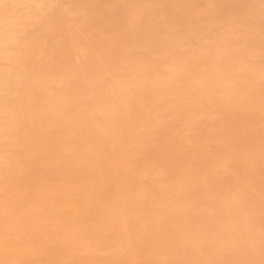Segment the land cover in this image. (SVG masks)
Returning <instances> with one entry per match:
<instances>
[{"label":"rangeland","instance_id":"rangeland-1","mask_svg":"<svg viewBox=\"0 0 264 264\" xmlns=\"http://www.w3.org/2000/svg\"><path fill=\"white\" fill-rule=\"evenodd\" d=\"M2 1L3 2L5 1V2L3 3ZM2 1H1V3H3L2 5L9 6L11 4L9 6L10 9L14 8L12 7L11 0H9L10 2L9 1L7 2V0H2ZM27 1L28 0H25L21 3V5L20 4L18 5L20 8V6L22 5L24 6V2L27 4L26 8L25 6L24 7L22 6L20 10L17 9L18 8L17 7L16 10H18L19 12L16 10L11 11L8 7L7 8L5 6L2 7L1 5V10H0L1 14H4L7 12V15L12 17L11 14L14 13L13 14L14 16L15 12L18 13V17L16 14L15 15L16 18L14 16L13 21L11 20L13 19L11 17H10V20L8 19L9 21L8 24L10 26L7 25L6 26L7 28L6 27H5L6 29L4 28L5 35L8 33L9 35L14 37L15 32H16L15 36H18V37L16 38L14 37L15 38L14 40H17V39L18 40L14 41L12 37L11 40H13L14 42L10 41L12 43V44L10 43L11 45L7 43V46H4L6 44L4 45L2 44V46H0V50L3 48L6 49V47L8 48L10 47V49H14V51L17 49L15 52L13 50L11 51L15 54L17 53V57H16L17 60L15 61L16 58L15 59L14 57L12 58V56L14 55L11 56V59H14V62L11 61V59L7 57L5 59L3 58L4 59L3 61L0 57V61H1L0 67L2 64H4L2 65L3 68L8 66L9 69L11 70L10 67H12L14 64L15 65L14 67L15 68L17 67L18 71L21 70L20 72H23V71L26 72L27 74L18 73V75H20L19 78L20 77H22L21 79L24 78V81L17 80L19 82L22 81L21 85H19L20 84L19 83L18 86L20 88L22 86H23L22 88L24 87L26 89L30 88L29 90L28 89L27 90L29 92L32 91L31 93L28 94L27 93L28 91L25 88L23 89V91H21L22 89L18 88L16 86L17 84L16 85L13 84L14 86H11L12 88L14 87L13 89L17 91L19 89L21 91V94L27 91L26 92L27 95L24 96V99H22V102L20 101L22 104L17 100L19 103V104L17 103V105L21 104V107H19L20 111L18 110V107H17L18 112L15 111L16 110L15 104L17 101H13L15 102V104L13 102L11 103L12 100L8 96L13 94L12 95L13 98L16 95H18V97L20 98L21 94H19L18 92L17 94L15 93L11 94L12 91L14 92L13 89L11 92L6 91L7 93L10 94V95L9 94L7 95L8 98L6 97V99H10V101L8 100L7 103L10 102L9 105L12 104L14 106V108H12L13 106L11 105L12 107L10 106L9 108L14 109L16 114L13 112L12 115L10 114H9L10 116L8 115V118L10 119L12 118L11 120L6 119V118L4 120H9L7 122H10V123H12V120H14L16 121L15 122L16 124L13 121L12 123L13 126L9 123L12 128L7 127L6 129V126L5 127L3 126L1 127V129L5 128L7 130L6 131L2 129V131L4 132L6 131L5 133H8L7 134L8 136L4 138L6 140V139L12 138L9 136H12L13 135L12 133H14V131L11 132L9 129L12 130L14 127V128H19L22 131H25L26 130L25 125H27V130H28L31 127V125L30 127H28L29 124L31 123L34 126V129L37 131L35 132L34 129L32 131L31 130L33 128L32 126L30 129L31 133L30 131H27V132L25 131L27 133L26 134L27 138H29L30 136H34V138H37L39 137L38 135L42 136L44 132L46 131V134H44V136L45 135L48 136L49 134V137L51 139L53 135L58 138L57 134H59V140L61 136V139L63 138L66 141V144H64L65 141L64 143L58 141L59 145H61L62 147H59V149L56 152L55 150H53L54 148L53 146L57 147L56 146L57 142L55 143V141L54 142L52 141L55 144L52 146L53 148L51 147L50 150L48 149V152L50 151V153L46 154L43 152L44 155H48L50 157H52L51 154L57 153L59 156L58 158L61 160L60 162L58 161L59 159L56 158L58 159L57 160L58 165L59 163L61 165L62 160H63V164H62L63 166L59 168V171L58 170L55 171L57 167L56 168L53 167L54 172H56V174H58L59 176L54 174L56 175L55 177H57L55 178L54 175L52 174L54 173L53 171H51L50 173L52 174L51 175L52 177H46V176H50V174L46 176L42 174L45 177L43 176L38 177L39 181L42 179L41 180L42 182L40 181L42 184H40L39 182V185L40 186L42 185L41 188L38 184L37 185L39 186V188H37L36 184L33 185L34 181L29 182V183H22L23 185L27 184V186L30 183L32 184L28 187L26 186L27 188L26 187L24 188V186H21L22 185L21 183H20V186H18L19 184L17 185V183L15 185V182H13L12 184L14 186L11 187L12 179L11 177L8 178L10 176L9 174L10 171L8 170H10V167L13 165V164H9L11 163L9 159L11 158L10 156L12 154L15 155L12 152L14 151L12 150V148L15 149V147H18L19 145L17 146L11 145L10 147L9 144H11L10 143L12 141L11 139H10L11 141L7 140L8 143H6L7 141L5 142V140L4 141L0 140L4 142V143H1V145L2 144L4 145L2 149L0 145V150H3V151L6 150L4 152H8L9 150V154L11 152L10 155L7 153V154H2L1 156L0 154V161H2L3 163L1 164L0 162V220H1L0 221V234H3V232L6 234L7 232L9 233H11V231L13 232L11 233L12 235H10L11 238L9 237V241L7 240L8 242L5 241V238L6 237L8 238L9 235L6 236L5 238H3V236L1 238L0 236V240L2 241L4 240V243H5L3 244L2 242V244H0V264H62L63 261H64V264L66 262H67L66 264H69V263L71 264L72 262L74 264H95L96 262H97L96 264H183V263L188 264V262L190 263V260H191V264H193L195 260L197 262H195L194 264L196 263L198 264V260L200 258H201L200 262H202V260H205V259L208 260L210 256L212 257V261L214 264H219L218 262H216L217 258H219V262L221 264L223 263L220 261L221 259H223L222 261L225 262L223 264H232L235 259H238L237 255H240L238 259L240 263L239 261L237 263V260H235L234 264H256V263L264 264V255H263L264 254V78H262L264 77L263 76L264 75V70H263L264 68V62H263L264 61V0H132V1L131 0H77V1L76 0H40L39 1L38 0V2H36L37 4L39 3L38 6L36 3L34 4V0H30V5L33 8H31V6L29 7V3H27ZM85 2L86 4L84 5ZM31 3L34 5H32ZM3 8L4 10L2 11ZM129 8H133V9H129ZM62 9L63 10L65 9V11L72 10L73 12L71 11L72 14L71 12L65 13ZM76 10H78V12H75ZM10 11L11 13H9ZM60 11H62L63 14H67V15L69 14L68 16L69 17L71 16V17L69 18L67 16L66 18V16H62L63 14H61L62 12L59 13ZM129 13L130 15H132L133 13L136 17L130 16ZM25 15H29V16H25ZM54 15H60V16L56 17ZM21 16L23 17L21 18ZM61 16L63 17V19L65 17V19H69V20L66 21L65 23V19H64V22L62 23V25L59 26V24H61V21H63L61 20L62 18ZM51 17L53 18L55 17L54 19H57L59 17V19H57V23L55 22L56 20L52 21ZM80 20H83V22L85 23V24L84 23L82 24L81 22L83 26L84 25H87V26H85L84 28L79 27L81 26ZM10 21L12 23H10ZM23 21L24 22L26 21L25 22L26 24H24ZM98 21L100 23H98ZM68 22L69 24H67ZM73 23L79 24L77 31H75L76 30L75 27L78 24H76L75 26H72L74 25ZM25 27H26V30H25ZM49 27L50 28L53 27V28L49 29ZM12 28H13L14 34L11 30ZM63 28H66V29H63ZM53 29L54 30L56 29L57 31L56 30L54 31ZM7 30L10 31L11 33L7 32ZM46 30L47 32H49L50 30V32L53 33V35H51V33H48L47 35H43L47 33ZM19 31L21 33H19ZM76 32H77V36L75 37L74 35H76ZM63 33H68L71 35L72 33L73 34L75 33L74 35H72L74 36L72 38H76V40L78 39V35H79V39H78L79 42H77L75 39H72V38H71L72 42H70V39H68L70 38L68 37L69 35L64 37L65 35ZM81 34H82V37H81ZM39 35H41V37ZM42 35L44 37L46 36L44 40H43ZM97 35L99 36L101 35V37ZM36 36H37V39L39 40V41L37 40L38 43L36 45L43 46L44 48H46L44 49L45 51L43 50L45 53H41L42 48L39 50L41 54H39L38 51L36 54L34 53L36 50L40 48L38 47L37 49L36 48L37 46H34L36 43L35 42ZM48 37L51 39L48 40ZM29 38L31 39L34 38L33 40L34 44L32 43L33 44L32 46L31 44L29 45L31 41V39ZM97 38L99 39V42H97L98 41ZM59 39L61 43L59 42ZM169 39L171 40L170 42H169ZM26 41L27 42L29 41L28 44L26 43ZM175 41H177V43ZM211 41L214 42L215 47L218 46L216 48L218 51L219 50L223 51L221 53L219 52L218 56L216 55L217 50L213 53L214 55L210 53L211 57L207 56V54L206 55L204 54V52L208 53L209 51L207 50V48L213 45ZM45 42H46V45H45ZM58 42L59 44H57ZM75 42L77 43L75 44ZM14 43L18 45H15ZM63 43L65 44V46H63ZM169 43L171 46L168 45ZM55 44L57 47L56 46L54 47ZM74 44L78 48L75 47L76 49L73 50L72 47ZM162 44L164 45L162 46ZM60 45L63 47L61 48V50L59 49L61 47ZM66 45H68L67 46V48L69 47L68 49H72V52L70 50L69 52L71 54L73 53L74 58L75 57L79 58L78 60L77 58L73 60V57L71 58L68 57L70 53L67 52V50H65L67 49L65 48ZM69 45H71L72 47ZM179 45L182 47L179 48L180 47ZM52 46L53 48L51 49ZM166 48L171 49L169 51H171V53L172 52L174 53L172 54L169 53V51H167L168 49ZM54 49L56 50L55 52L52 51ZM77 49L80 52H82L83 50L84 51L82 53H79V51L77 52ZM163 50H164V53H163L164 55L162 54ZM178 50L180 53L177 52L176 54L175 52ZM24 51H25V55H24ZM62 51L64 52L66 51V54L68 53V56L66 54H63V55H65L66 58H68V60L72 59L71 60L72 63L71 61L67 63L68 60L60 53ZM85 51H87L88 53ZM28 53L31 55H29ZM59 53L62 55V57L65 58L66 62H63L64 58L62 61V58L60 57L61 55H59ZM192 53H193V57L195 55L194 58H196V56L199 55L200 59L199 57H197L196 60L193 59V61L188 60L189 62H186L187 60L185 61L184 59H186V57L189 59L190 58L189 55H191V58H193ZM32 54L33 55L35 54L36 56H33ZM51 54L52 55L54 54L53 61L51 59L52 57H50ZM173 54L175 56H177L178 54L180 55L177 56L178 58L177 57L175 58L174 56L173 57L174 61H173L172 60ZM165 55L166 57H170V58L169 59L166 58ZM47 56H49L51 60ZM162 56H164L165 58L163 59ZM206 56L207 58H205ZM212 56L213 57L217 56V57L212 58ZM9 57H10V54H9ZM18 57L19 58L21 57L20 58L21 62L20 60H18ZM26 57L31 58L29 59L30 61L33 60L31 62L32 64L29 63V61L28 62L26 61L27 60ZM218 58H222V60L221 59L219 60ZM223 58L226 59L227 64L225 63L224 61L225 59ZM227 58L229 60H227ZM22 60L25 61V63ZM46 60H48V62L51 61V64L46 62ZM17 61H19L20 64L23 63L21 64L22 67L20 64H18ZM73 61H75L74 64H73ZM90 61L92 62L94 61V62L92 63ZM146 61L151 64H153L152 62L155 61L156 63L154 62L155 64H153V66L158 64L157 66L154 67L156 71L153 70V68L151 67V64H146L147 63ZM179 61L180 62L185 61L186 65L190 62L191 63L188 66H185L184 65L185 62H183L182 64ZM206 61H208V63H206ZM45 62L48 63V64H45V65H48L47 67L45 65H42V63L44 64ZM69 63L72 64V72L76 70V73L75 72L72 73L71 71L69 72L71 73L70 75H73V76L68 75V73H65L64 71V67H65V70L67 71L71 70V69H68V68H71L69 67V65H71ZM88 63L91 64V66ZM160 63L162 64L163 67L159 65ZM172 63L175 66H173ZM177 63L178 64L180 63L181 64L180 67L182 68L178 67L177 65V67L179 68L178 69L176 67ZM25 64L27 65V67L24 66ZM92 64L93 65L95 64L94 65L95 67H92ZM196 64L200 67V69L197 68L198 66ZM213 64L215 66H217L218 64L221 68L219 66H217L219 69H217V67L214 68L215 66ZM9 65H12V66H9ZM41 65H42V69H43V66L44 68L46 67V69H49L48 67H53V66L55 67V70L57 68L58 70L63 69L62 71L59 70L62 73H60L59 71L58 72L56 71L57 74L63 75L61 76L63 78L66 74L67 76H70L67 78L68 80H65V81H63V78H62V82L66 83L67 81L72 87L71 88L70 86H67L68 91L64 92V93L68 92L66 94L67 97H64L63 96L64 93L61 94L62 93L61 91H64L66 89L64 85H67L68 83L64 85L62 83L60 85L59 83L61 82L58 81V83L57 82L55 83L59 85H56L55 83L50 85V90L52 91V89H54L53 90L54 93L55 92L57 93V94L55 93L56 95L54 93L50 94L51 98L54 97L52 98L53 101L54 99L57 101V99L59 100V98L63 97L69 100L68 103L70 101H72L73 103L72 104L70 102L69 108L71 109L69 110L71 111L67 109L68 113L71 112V115H69L70 113L68 114L66 112L67 113L66 115L68 116H65V118H69V121L65 119L63 120L65 123L62 122L64 125L58 124V126L63 125V127L57 126L56 129L53 127L55 131L53 130L50 131L51 126H53L50 124L54 122L51 118L43 117L42 121H40L41 122L40 124L37 121L36 116L33 119V116L37 114L35 112L38 110V108H36L37 105L34 100V96H32V94L34 93V90L32 89V83H30L29 81H31L30 80L31 76L33 77L34 75V77H36L37 72L39 73L40 71L41 72H44V70L46 71V69H43V70L40 69ZM143 65L145 68L144 67L142 68ZM146 65H149V66H146ZM184 66L185 68L188 67V69L185 70ZM14 67H12V69ZM54 67L53 69L50 68L51 70H53L50 72L55 73ZM60 67H62V69ZM78 67L79 69H82V70L80 71L78 69L77 71ZM146 67H149L150 69L148 70V68L146 69ZM169 67L171 68V70ZM20 68H22L23 70ZM36 68H38L37 71H36ZM90 68L94 69V71L91 70ZM196 68L198 70H196ZM229 68L232 70L230 71ZM253 68H254V71H253ZM83 69H84V72H83ZM174 69H178L177 72ZM180 69H182V71ZM5 70H2V71H5ZM85 70H88V72L90 71L91 72L93 71V72L91 74V72L88 73V72H85ZM169 70L171 71V73L175 71L176 74L174 73L172 74H174L176 78L174 77V75L171 77L170 72H168ZM190 70L192 71V73ZM152 71H155V74ZM15 72H17V70ZM79 72L80 73L82 72L81 74L83 76H81V74H77ZM167 72L169 73V77L171 78L172 81L171 80L169 81L168 80L169 77L167 79L166 75H164V73H167ZM178 72L180 73L177 74ZM185 72L187 73L185 74ZM252 72H255V74L254 73L251 74ZM28 73L30 74L28 75ZM84 73H86V75ZM157 73L158 74L160 73L159 75L160 78L158 77ZM145 74H146V77H144ZM189 74H191V76ZM213 74L214 76H212ZM247 74L249 75L247 76ZM102 75H103V79L104 78L106 79V80L104 79L103 82L101 81L103 80ZM110 75L114 81L111 79ZM201 75L202 77L204 76L203 78L204 80L208 82V85L212 81L211 79L214 80V82L212 81L213 83L211 82L209 85L211 88H207L208 85L206 81H204L206 82L204 83L205 85L200 84L201 82L203 83V81H201V78L198 77ZM225 75L227 76L225 77ZM122 76L124 79H122ZM163 76L166 78H164ZM57 77L59 78L60 75H58ZM71 77L73 81L70 79ZM189 77H193L194 81L192 80L193 78L190 79ZM33 78H31L32 82L34 80ZM114 78L117 80H115ZM244 78L246 81L243 80ZM69 79L71 81H69ZM154 79H160L158 81L155 80L156 83L161 82V84H164L165 83L164 81L166 80H168L166 84H168L169 82H172V83H169L168 85L164 84L162 85L163 87L160 84H158L157 85L158 87L157 86L155 88L153 87L154 89L153 91L151 87L153 86V84L151 81L154 82ZM195 79L198 81V83ZM251 79L253 80L252 82H251ZM26 80H29V81H26ZM58 80H61V79L59 78ZM106 81H107V85L106 83H104ZM108 81L113 82L114 85L110 86L109 85L110 82L108 83ZM115 81L117 84L114 83ZM118 81H121L122 83L123 81L126 82L125 85L126 86L128 85L127 86L128 89L125 88L124 84H123L124 88L123 87L121 88L120 87L121 82L119 83V86L117 88L116 86L118 85ZM234 81L236 84L234 83ZM173 82H177V83H173ZM184 82L186 83L187 86L185 85ZM244 82H247L248 84ZM262 82H263V85H262ZM29 83H30V86H29ZM142 83L146 84L145 85L146 87H143V89L146 88V90L144 89L143 91L145 92V94L144 93L142 94V91H140L141 94H139V91H138L142 88L141 86ZM250 83L252 85L254 84L255 86L254 85L250 86ZM171 84L174 85V87ZM212 84L214 85V87ZM139 85L141 86V88H139ZM248 85H249V88H246ZM135 86L139 88L137 89L138 93L137 92L134 93L136 91L135 90L136 88L134 89ZM164 86L166 87L167 91L164 88ZM226 86L227 87L232 86L231 87L232 89H227ZM74 87L77 89H75ZM212 87L214 89H212ZM255 87H257L258 89L257 88L255 89ZM10 88L8 87L7 89L11 90ZM102 88L103 89L105 88V89L103 90ZM199 88H201V91ZM251 88L255 89V90L253 89L254 92ZM113 89H116V90L118 89L119 93L122 91L124 93L122 96L121 94L120 96H117L118 94L116 95L115 93L116 90L114 91ZM157 89L160 91L161 90L163 91H161L160 93V91L157 92ZM208 89H210V92H208L209 93L208 99L206 98L208 93H206V97H204L203 95L204 100L202 99L203 98L202 96L200 99H196L198 97L197 95H200V94L202 95V93L204 94V91L207 92ZM228 90L231 91L230 93H228V95L229 96L232 95L233 99L225 95L227 93L225 91H228ZM235 90L238 92H236ZM93 91L95 93L96 91H99L100 94H104L105 96L102 95L100 97L98 93L95 94ZM197 91L199 93H197ZM6 92H4L5 94L3 93L4 98H5ZM195 92L197 93L196 95H195ZM128 93H131V98L133 99H130V97L129 98L124 97ZM221 93L224 96L221 95ZM93 94L96 96H94ZM133 94L135 95L133 96ZM213 94H214V97H213ZM23 95L24 94H22V96ZM27 96H30V98L34 102L32 103L31 99L28 102L27 98L29 97ZM180 96H182L183 99H181L182 97ZM186 96L187 97L189 96V97L187 98ZM193 96L195 97L192 98ZM209 96L211 98H209ZM90 97L92 99L93 97L97 99L96 100L97 103L95 104V106L93 102L95 99H93L92 101L93 103H92L91 101L88 100V98L90 99ZM103 98L105 100H103ZM107 99H110L111 102L110 100H107ZM115 99H118V100L115 101ZM192 99L195 100L194 102H196L197 105L196 103L192 102ZM210 99L212 101H210ZM216 99L218 100L216 101ZM229 99H231L232 101ZM253 99L254 101L255 100L256 101L254 102ZM78 100H79L80 105L82 103L81 106L77 105ZM81 100H84V102L83 101L81 102ZM121 100L124 101V103H122L124 106L128 105L129 103L130 105L127 106V108H130V109L126 110V107L124 108V106L121 105L120 103ZM184 100L187 102L189 101L188 103L189 105L187 104V102L184 104ZM258 100L260 101L259 104L257 103ZM98 101H100L102 106ZM103 101L107 103L109 102L108 103L109 105L108 104L106 105ZM24 102L27 104V106L25 107H23L25 104ZM90 102L91 104H93V106L92 105L90 106H92L93 108H97L99 110V111L96 110L97 112L99 113L100 111L102 112L100 115L98 113L97 117L95 114L96 113L95 109L92 110V108L88 107ZM199 102H201L202 105ZM206 102L207 104H205ZM84 103H86V105L88 104V106L84 107L85 106ZM193 103L195 104V106L193 105ZM30 104L31 106L34 105L33 108L30 106ZM75 105L78 106L79 108H77ZM113 105L115 107L117 105L116 107L117 109L115 110L111 109L112 111L110 112L109 107L110 106L113 107ZM29 106H30V109H29ZM83 107L85 109H83ZM103 107L105 109H103ZM21 108H24V109L22 110ZM34 108L36 109V111L33 110ZM86 108H87V111H86ZM107 108H108V111H105L104 113V110H107ZM5 109H4V115L6 116L7 112L5 111ZM25 109H28V111ZM72 109L74 111H76L75 109H78V110L74 112ZM119 109H122V110H119ZM146 109H148V111H146ZM175 109H177L178 111H176ZM10 110L11 109H8L7 111L10 112ZM80 110H83V112L85 111L87 113L82 112L80 115L79 114ZM119 111L120 113L122 112L121 117L119 114H117ZM152 111H155V112H152ZM20 112L21 113L24 112L23 115L22 114L18 115V113ZM32 112L35 114H33ZM29 113H31L30 115L33 114V116H29L28 115ZM111 113H116L117 115L116 114L114 115L118 117H117V121L115 119L116 116L112 117V120L115 119L114 120L115 122L114 121L111 122L109 126V127L112 126L110 128V132L114 126V128L117 127L118 133L121 131L123 134H121V132L120 134H118L112 131L111 135L109 134V136L111 137H108L105 134L108 137V139L110 138L109 140H106L107 137L105 135H103V140H105V142L100 141V139H102L101 137L100 139H98V141H100L101 143H104V147L105 149H107L109 155L107 154L108 155L107 158L101 161L102 166H99L98 167L99 169L96 168V171H95V167L89 166L90 169L92 168L90 170L92 174L90 172L88 173L87 169H86L87 171L84 170L83 163L79 161V159L81 158V154L83 153V151H85L86 147L82 149L79 147L77 149L76 147L77 149L76 150L74 146L67 144L68 141L70 140L65 139L63 137L64 136L63 134L68 135L69 132H73L71 128L74 127V130H75L76 128H78L77 125L81 126L79 115L80 116L84 115L83 117L86 118V120H88L87 125L89 123L94 124L93 122L96 123L94 124V126L96 125L95 127H92V128L90 127L91 129L90 132L92 133V135L90 134L88 135V136H91L90 139L93 142L89 141L90 140L89 137L86 138L89 140L85 141L87 142V145L92 146L94 145L93 143L98 142L95 139V137L97 138L96 134L101 133L100 129L104 126L103 125L104 122L102 121L104 120L105 117L110 116ZM151 113H154V114H151ZM87 114L88 116H86ZM91 114L95 115V117L92 116L94 117V120L96 119L95 121H93ZM2 115L3 113L1 114V116ZM1 116H0L1 124L2 123L6 124V122L4 123V121L1 120ZM23 116H29V117H26L27 119H25V117ZM72 116L74 118H71L70 120V117ZM15 118H18V120H15ZM19 118L21 119L23 118V121L21 123L23 125L22 128L21 126H19L21 122ZM101 118L103 119L101 120ZM30 120H33V122H31ZM97 120H100L99 123ZM119 120L121 122H119ZM34 121L36 125L37 124L41 125L42 128L40 129V126L38 125L37 126L39 128H36L37 126L35 127ZM44 121L46 124L43 123ZM71 123L73 124L75 123V125ZM92 124L91 126H93ZM119 124L121 126H119ZM97 125H99L100 129L99 128L96 129L98 127ZM69 126L71 128L68 129ZM86 126L85 128H88ZM81 128L79 127V130ZM125 129L127 130L125 131ZM79 130L77 129L75 131H79ZM41 131L43 134L40 133ZM114 131H116V129ZM32 132L36 133L37 135L36 134L34 135ZM40 140L41 139L36 140V141H38L39 144L40 142L43 143L42 141L43 139L41 141ZM119 142L120 143L122 142L121 145ZM172 142L174 143L173 148L171 147ZM5 143L6 145L7 144L9 145V148L5 146ZM45 143H43L42 146L41 144L40 145L37 144L36 145L37 149L35 150L39 151L40 147L43 148V145ZM71 146L74 148L72 149ZM18 148L22 149L21 146ZM44 148L46 149L47 147L45 146ZM66 148L68 149L71 148L69 150H74L72 151L73 153L70 152L69 150H66ZM78 150L82 152L80 155H78V157L80 158H78L76 155ZM42 151H45V150L41 149V152L39 151L37 153L41 154ZM80 151L78 153H80ZM5 155H9V159L8 157H5ZM114 155L117 158H115ZM117 155L118 156L120 155V156L118 157ZM168 156H170L172 159ZM4 157L6 161L4 160ZM50 157L48 158L49 162H50ZM238 157L239 159L241 158L243 159V161L242 159L240 161L244 163L246 161V163L245 164L242 162L240 163L239 159H237ZM52 158H54V156ZM56 159H54L55 162H56ZM3 160L5 161V163L3 162ZM54 160L52 159L53 162ZM71 161L73 162L70 163ZM91 161L93 164L97 163V160L95 158H92ZM110 163L111 164L117 163L119 168L118 167L116 168L117 165L116 166L114 165L117 170L114 169L113 165H111ZM103 164H105V166ZM119 164L121 165L119 166ZM38 167H41V166H38ZM63 167L67 170V172L66 170H64ZM62 168L64 171L61 170ZM92 171H95V172H92ZM84 175L89 178L84 177ZM5 176H7V178ZM82 176L84 178H82ZM107 177H109L110 179H107ZM113 177H115V179ZM6 180H8L10 184L9 183L6 184ZM35 183H36V180H35ZM93 191L95 193L97 192V194L100 192L101 193L96 198L95 196L96 194ZM124 191H125L126 196H124ZM60 192H62L61 195H63V192H65L64 195L65 194L66 195L64 197L61 195L59 196ZM174 192L176 196H174V194H171ZM26 193L28 194L30 193L32 195V196L30 195L32 199H30L31 197L29 198V196L27 195V198L29 200L25 198L23 200V197L26 195ZM93 193L95 197L92 195ZM81 194L82 195L84 194L85 196H82ZM119 195L122 198H119L118 197ZM20 197L21 199L19 200ZM90 198H92V201H90ZM120 199L123 201H121ZM55 201L56 202L59 201L58 207L59 205L62 206L61 208L56 207L57 210L60 209L62 214L60 211L58 213L56 209L54 211V208L57 204ZM116 201L119 202V206L117 204L118 202L116 203ZM52 202L53 203L55 202V204L52 205ZM107 203L109 204V206ZM122 203H124V205H122ZM50 204L52 205L51 209L53 210H50V207H51L49 206ZM120 204L122 206H120ZM111 205H115L119 209H117V207L114 206L117 209V211L115 208H113L114 209L113 210L112 209L113 206ZM96 207L98 208V210H95L97 209ZM44 210H47L50 212H45ZM118 210H120L119 212L121 214L118 212ZM41 211L42 212L44 211V212L42 213ZM51 211L52 212L54 211V212L52 213ZM121 211H123V213ZM207 216L208 218L206 220L208 221L211 220L210 222L211 223L215 222L214 224L218 223L215 225V227L210 223L208 225V226L210 225L213 226V227L211 226L209 229L217 228L215 230L217 233L214 231L215 233L213 235L212 233L214 229L212 230V233H211V230L207 232L205 231V230H209L207 229L208 228L207 225H206L207 228L205 229V224H207L208 221L204 222V220L202 219ZM148 219L149 221L146 223ZM116 220L117 221L119 220V221L116 222ZM120 221L125 222L126 225ZM202 223H204L203 228L201 227ZM11 224L13 226L15 225V227H13L12 230L10 229L11 230L10 231L9 229H7V226L11 228L10 227ZM219 224L222 225V226L220 225L221 229L218 227ZM190 225L192 226L194 225L193 226V228H195L194 230H196L198 227H201L202 229L200 230L198 228L199 231L196 230L198 233L197 234L196 231H194L192 228L191 230H193L195 234H197V235L195 234L193 235L192 233L194 232L188 229ZM159 226L161 229L159 228ZM187 226L189 227L187 228ZM153 227L154 228L156 227L158 232ZM181 227L187 228V230H184ZM14 228L17 230H15ZM176 228L178 230H181L182 232L184 230V233L186 234L184 235V233H182V235L184 236H181L180 234L177 235L178 230ZM227 228H229V230H227ZM238 228H239V231H238ZM73 229L76 230L77 233L73 232ZM134 229L136 230V233L133 232ZM143 229H144V232L146 233L149 232L148 235L143 232ZM151 229L155 231L150 232ZM203 229L205 230L202 231ZM138 230H141L142 232ZM189 230L191 231V233H188ZM241 230H242V235L240 234ZM129 231H131L130 232L132 233L131 235ZM121 232H123L124 234ZM138 232L143 233L144 234L143 237L146 236V238H144V240H140L139 238L142 239L141 236L143 235V234L141 235V233L139 234L140 236H137L139 238H137L135 235H137ZM89 233L91 234V236L89 235ZM153 233L159 234L158 235L160 238L159 242H158V236L154 235ZM208 233H211V234H208ZM231 233L234 234L232 237H234L235 239L231 237ZM235 233L238 234L239 236H235L236 235ZM60 234H62L63 236H61ZM72 234L73 236L70 237ZM119 234H120V237H119ZM121 234L123 236H121ZM190 234L191 236H189ZM201 234L203 236H201ZM77 235H78L79 241H78V238H76ZM134 236L137 238V240H135ZM149 236L150 238L151 237L154 238L155 236H157V238L155 237L157 240L155 241L152 239L153 243H151L152 240L148 239ZM198 236H200L201 238L204 237L202 238L204 240L202 241V239L198 238ZM73 237H75L77 240L74 241L75 238ZM121 237H125V240L119 239ZM161 237L162 238L166 237V238L162 239ZM193 237L195 240L193 239ZM196 237L198 238L197 240H196ZM71 238H73L74 240ZM99 240L100 242H98ZM120 240H122V243H120L121 242ZM143 241H146V242L143 243ZM77 243H79L80 245ZM73 244H76V245H73ZM141 244H143V246ZM151 244L153 247L151 246ZM116 245H119V246H116ZM77 247L80 248L81 252L79 251ZM211 247H213L214 250ZM228 247L231 249H229ZM112 249H114L117 252L114 253L113 252L114 250ZM198 249L200 250V252ZM205 250L208 252H206ZM251 250H252V253H250ZM189 251L196 257L191 256L190 255L191 253ZM18 252L19 253L21 252L20 254L23 253L24 255L22 254V256H20ZM201 252L202 254H200V258H199L198 255ZM259 253H261V255ZM212 254L216 255L214 257H217V258H214ZM17 255H19L20 258L19 256L17 257ZM204 255H207L206 257L208 258L206 257L204 258L203 257ZM230 255L231 256L233 255L232 257H234V260L233 258H231ZM258 255L260 256V258H258L259 257ZM94 256L98 258L97 259L98 261L96 262L93 261L96 259V258L93 259ZM213 258L216 260H214ZM90 259H91V262H90ZM192 259L194 260L193 263H192ZM180 260L181 261L183 260V261L181 262ZM227 260L228 261L230 260L229 261L230 263H228ZM212 261L211 259H209L208 262L206 261L204 262L207 264L209 263L213 264Z\"/></svg>","mask_w":264,"mask_h":264},{"label":"bare ground","instance_id":"bare-ground-1","mask_svg":"<svg viewBox=\"0 0 264 264\" xmlns=\"http://www.w3.org/2000/svg\"><path fill=\"white\" fill-rule=\"evenodd\" d=\"M1 1H2V0H0V10H1V5L5 2V1H4V2L2 1L3 3H1ZM8 1H9V0H7V2H8ZM11 1H12V7H14L13 9H12V8L10 9V7H9V6L11 5L10 3H8V4H10L9 6L2 5V7H3V6H5L6 8L8 7L11 11H13V10L15 11L16 8L18 7L17 9L20 10V8H22L23 5L20 6V8H19L18 5H19V4L21 5V3H22L23 1H25V0H11ZM39 1H40V0H39ZM76 1H77V0H76ZM131 1H132V0H131ZM9 2H10V1H9ZM31 2H32V1H31ZM36 2H38V0H34V4H35ZM111 2H112V1H111ZM27 3H29V7H30V6H31V5H30V0H28ZM25 4H26V3L24 2V6H25V8H26V7H27V4H26V5H25ZM31 4H32V3H31ZM34 4H32V5H34ZM36 4H37V3H36ZM38 4H39V3H38ZM38 4H37V6H38ZM85 4H86V2L84 3V5H85ZM87 4H88V3H87ZM13 5H15V6H13ZM52 5H53V4H52ZM52 5H51V6H52ZM125 5H126V4H125ZM174 5H175V4H174ZM24 6H23V7H24ZM172 6H173V5H172ZM175 6H176V5H175ZM86 7H87V6H86ZM176 7H177V6H176ZM31 8H33V7L31 6ZM133 8H134V7H133ZM133 8H129V9H133ZM82 9H83V8H82ZM129 9H128V10H129ZM3 10H4V8L2 9V11H3ZM60 10H61V9H60ZM62 10H63V9H62ZM107 10H108V9H107ZM8 11H9V10H8ZM11 11H10L9 13H11ZM16 11H18V10H16ZM30 11H31V9H30ZM63 11H64L65 13H69V12H71L72 10H68V11L66 10V11H65V9H64ZM129 11H130V10H129ZM4 12H6V11H4ZM4 12H3V13H4ZM18 12H19V11H18ZM21 12H22V11H21ZM24 12H25V11H24ZM61 12H62V11H60L59 13H61ZM72 12H73V11H72ZM72 12H71V14H72ZM75 12H78V10H76ZM75 12H74V13H75ZM79 12H80V10H79ZM98 12H99V11H98ZM130 12H131V11H130ZM34 13H35V12H34ZM59 13H57V14H59ZM86 13H87V12H86ZM86 13H85V14H86ZM105 13H106V11H105ZM112 13H113V12H112ZM13 14H14V13H13ZM13 14H11V15H12V17H11V16H8V15H7V12L4 13V14H1V13H0V46H2V44H3V45L6 44V45H4V46H7V43H9V45H11V44H12L11 42H12L16 37H18V36H15V35H16V32H15V35H14L15 38H14L13 36L9 35L7 32H9V33H11V32L8 31V30H7V32H6L7 34H6V35L4 34V28H5L7 25L10 26V25L8 24V22H9L8 19L10 20V17H11V18H13V19H11V20L13 21V20H14V16H15L16 14H17V17H18V13L15 12V15H14V16H13ZM19 14H20V13H19ZM25 14H26V13H25ZM61 14H63V12H62ZM91 14H92V13H91ZM91 14H90V15H91ZM119 14H120V13H119ZM68 15H69V14H68ZM68 15H67V14H63L62 16H66V18H67ZM73 15H74V14H73ZM97 15H98V14H97ZM113 15H114V14H113ZM129 15H130V13H129ZM25 16H29V15H25ZM54 16L57 17V16H60V15H54ZM62 16H61V17H62ZM87 16H88V15H87ZM101 16H102V15H101ZM117 16H118V15H117ZM130 16H135V15L132 13V15H130ZM22 17H23V16H21V18H22ZM68 17H69V16H68ZM70 17H71V16H70ZM70 17H69V18H70ZM74 17H75V16H74ZM74 17H72V18H74ZM88 17H89V16H88ZM93 17H94V15H93ZM128 17H129V16H128ZM135 17H136V16H135ZM142 17H143V16H142ZM15 18H16V16H15ZM31 18H32V17H31ZM54 18H55V17H54ZM54 18L51 17V20H52V21H55V20H56L55 22L57 23V19H59V17H58L57 19H54ZM107 18H108V17H107ZM64 19H65V17H64ZM64 19H63V17L61 18V20H63V21L60 20V21H61V24H59V26L62 25V23L64 22ZM88 19H89V18H88ZM92 19H93V18H92ZM103 19H104V18H103ZM26 20H27V19H26ZM31 20H32V19H31ZM68 20H69V19H65V23H66V21H68ZM71 20H72V19H71ZM94 20H95V19H94ZM124 20H125V19H124ZM18 21H19V20H18ZM52 21H51V22H52ZM76 21H77V20H76ZM76 21H74V22H76ZM108 21H109V20H108ZM23 22H24V21H23ZM25 22H26V21H25ZM25 22H24V24H26ZM81 22H82V24L84 23L83 20H80V24H81ZM87 22H88V21H87ZM127 22H128V21H127ZM129 22H131V21H129ZM10 23H12V22L10 21ZM13 23H14V22H13ZM15 23H16V22H15ZM21 23H22V22H21ZM53 23H54V22H53ZM93 23H94V22H93ZM98 23H100V22L98 21ZM182 23H183V21H182ZM67 24H69V22H68ZM73 24H74V23H73ZM76 24H78V23H76ZM76 24H74V25H72V26H75ZM82 24H81V26H79V24H78V25L75 27L76 30H75V28H74V30L77 31V30H78V26H79V27H82V28H84L85 26H87V25H84V26H83ZM84 24H85V23H84ZM96 24H97V23H96ZM105 24H106V23H105ZM130 24H131V23H130ZM135 24H136V23H135ZM185 24H186V23H185ZM188 24H189V23H188ZM46 25H47V24H46ZM48 25H49V24H48ZM137 25H138V24H137ZM14 26H15V25H14ZM51 26H52V25H51ZM66 26H67V25H66ZM66 26H65V27H66ZM90 26H91V25H90ZM92 26H93V24H92ZM26 27H27V26H26ZM26 27H25V30H26ZM47 27H48V26H47ZM191 27H192V26H191ZM191 27H190V28H191ZM6 28H7V27H6ZM6 28H5V29H6ZM17 28H18V27H17ZM51 28H53V27H51ZM51 28L49 27V29H51ZM59 28H60V27H59ZM69 28H70V27H69ZM95 28H96V27H95ZM101 28H102V27H101ZM45 29H46V28H45ZM63 29H66V28H63ZM88 29H89V28H88ZM104 29H105V28H104ZM186 29H187V28H186ZM9 30H10V28H9ZM11 30H12V32H13V28H12ZM53 30H54V29H53ZM53 30H52V31H53ZM55 30H56V29H55ZM55 30H54V31H55ZM74 30H72V31H74ZM182 30H183V29H182ZM17 31H18V30H17ZM56 31H57V30H56ZM61 31H62V30H61ZM79 31H80V30H79ZM79 31H78V33H79ZM93 31H95V30H93ZM96 31H97V30H96ZM133 31H134V30H133ZM42 32H44V31H42ZM46 32H47V30H46ZM102 32H103V31H102ZM106 32H107V31H106ZM121 32H123V31H121ZM19 33H21V32L19 31ZM22 33H23V32H22ZM24 33H25V32H24ZM48 33H51L50 30H49V32H47L46 34H43V35H47ZM85 33H86V32H85ZM184 33H185V32H184ZM13 34H14V32H13ZM63 34L65 35V36L63 35L64 37H66L67 35H69L68 37H70V38H68V37H67V38L70 39V42H72V41H71V38H72V37H74V36L76 37V36H77V32H76V35H74L75 33H74V34L72 33V35H74V36H72L71 34H68V33H63ZM82 34H83V33H82ZM82 34H81V37H82ZM91 34H92V33H91ZM107 34H108V33H107ZM143 34H144V33H143ZM7 35H8V36H7ZM17 35H18V33H17ZM33 35H34V34H33ZM43 35H42V37H43V40H44L46 36L44 37ZM51 35H53V33H51ZM70 35H71V36H70ZM87 35H89V34H87ZM130 35H131V34H130ZM9 36H11V37H9ZM39 36L41 37V35H39ZM92 36H93V35H92ZM97 36H99V35H97ZM171 36H172V35H171ZM12 37H13V38H12ZM29 37H30V36H29ZM59 37H60V36H59ZM99 37H101V35H100ZM181 37H182V36H181ZM11 38H12L13 40H11ZM86 38H87V37H86ZM93 38H94V37H93ZM158 38H160V37H158ZM169 38H170V37H169ZM178 38H179V37H178ZM209 38H210V37H209ZM21 39H22V38H21ZM25 39H26V38H25ZM29 39H31V38H29ZM39 39H40V38H39ZM50 39H51V38L48 37V40H50ZM72 39H75V40H76V38H72ZM78 39H79V35H78ZM78 39L76 40L77 42H79ZM82 39H83V38H82ZM84 39H85V38H84ZM89 39H90V38H89ZM89 39H88V40H89ZM161 39H162V37H161ZM17 40H18V39H17ZM17 40H14V41H17ZM27 40H28V39H27ZM33 40H34V38L31 39L29 45L31 44V46H32V45L34 44ZM37 40H38V39H37V36H36V37H35V42H36V43H35L34 46H37L36 44H37L38 41H39V40H38V41H37ZM46 40H47V38H46ZM46 40H45V41H46ZM64 40H65V38H64ZM64 40H63V41H64ZM95 40H96V39H95ZM97 40H98L97 42H99V39H98V38H97ZM100 40H101V39H100ZM165 40H166V39H165ZM165 40H164V41H165ZM167 40H168V39H167ZM174 40H175V39H174ZM10 41H11V42H10ZM14 41H13V42H14ZM40 41H41V40H40ZM73 41H74V40H73ZM86 41H87V40H86ZM170 41H171V40L169 39V42H170ZM28 42H29V41H28ZM28 42L26 41L27 44H28ZM43 42H44V41H43ZM46 42H47V41H46ZM46 42H45V45H46ZM59 42L61 43L60 39H59ZM59 42H58L57 44H59ZM77 42H75V44H76ZM84 42H85V41H84ZM84 42H83V43H84ZM93 42H94V41H93ZM165 42H166V41H165ZM173 42H174V41H173ZM175 42L177 43V41H175ZM211 42H212V41H211ZM211 42H210V44H211ZM10 43H11V44H10ZM16 43H17V42H16ZM22 43H23V42H22ZM22 43H21V44H22ZM32 43H33V44H32ZM51 43H52V42H51ZM55 43H56V41H55ZM85 43H86V42H85ZM100 43H101V42H100ZM163 43H164V42H163ZM183 43H184V42H183ZM186 43H187V42H186ZM212 43H213V45H211V46H209V47L207 48V50L209 51L208 53H205V52H204L205 50L203 51L205 55L207 54V56H210V57H211V54H213V53L217 50L216 48L218 47L217 45H216L217 47H215L214 42H212ZM217 43H218V42H217ZM14 44H15V43H14ZM23 44H24V43H23ZM65 44H66V42H65ZM65 44L63 43V46H65ZM75 44L73 45V47H72L71 45H69V46H71L72 49L74 50V49H76L75 47H77ZM88 44H89V43H88ZM92 44H93V43H92ZM180 44H181V43H180ZM190 44H191V43H190ZM215 44H216V43H215ZM9 45H8V46H9ZM15 45H18V44H15ZM96 45H97V44H96ZM134 45H135V43H134ZM153 45H154V44H153ZM163 45H164V44H162V46H163ZM168 45H170V43H169ZM172 45H173V43H172ZM182 45H183V44H182ZM12 46H14V45H12ZM55 46H56V44L54 45V47H55ZM60 46H61V45H60ZM67 46H68V45H66L65 48H67ZM94 46H95V45H94ZM131 46H133V45H131ZM158 46H159V45H158ZM170 46H171V45H170ZM179 46H180V45H179ZM219 46H220V45H219ZM223 46H225V45H223ZM223 46H222V47H223ZM38 47H40V48L38 49ZM48 47H49V46H48ZM56 47H57V46H56ZM58 47H59V46H58ZM82 47H83V46H82ZM92 47H93V46H92ZM181 47H182V46H180L179 48H181ZM187 47H188V46H187ZM7 48H8V47H6V49H7ZM18 48H19V47H18ZM31 48H33V47H31ZM36 48H37L38 50H36V51L34 52L35 54L37 53V51L39 52V50H40L41 48H42V51H43L44 49H46V48H44L43 46H39V45H38ZM49 48H50V47H49ZM52 48H53V46L51 47V49H52ZM61 48H63V47L61 46L59 49L61 50ZM68 48H69V47H68ZM68 48L65 49V50H67V52H69V50L72 52V49H68ZM77 48H78V47H77ZM79 48H80V47H79ZM109 48H110V47H109ZM168 48H169V47H168ZM168 48H166V49H168ZM176 48H177V46H176ZM188 48H189V47H188ZM201 48H202V46H201ZM4 49H5V48H3V49L0 50V57H1V59H2L3 61H4V59H5L6 57L9 58V59H11V56H12V55H14V56H12V58L14 57V59L17 57V53L15 54V53L11 52L12 50L14 51V49H10V47H9L7 50H6V49L4 50ZM20 49H21V48H20ZM55 49H56V48H55ZM55 49L52 50V51L55 52V51L57 50V49H56V50H55ZM80 49H81V48H80ZM101 49H102V48H101ZM103 49H104V48H103ZM105 49H106V47H105ZM132 49H133V48H132ZM163 49H164V48H163ZM221 49H223V48H221ZM226 49H227V48H226ZM3 50H4V51H3ZM9 50H10V52H9ZM16 50H17V49H16ZM16 50H15V51H16ZM34 50H35V48H34ZM34 50H33V51H34ZM169 50H171V49H168L167 51H169ZM194 50H195V48H194ZM6 51H7V52H6ZM15 51H14V52H15ZM26 51H27V50H26ZM42 51H41V53H45V52H44L45 50H44L43 52H42ZM78 51H79V50L77 49V52H78ZM83 51H84V50H83ZM83 51H82V52H83ZM90 51H91V50H90ZM131 51H132V50H131ZM172 51H173V50H172ZM174 51H175V50H174ZM225 51H227V50H225ZM8 52H9V53H8ZM21 52H22V51H21ZM28 52H29V51H28ZM46 52H47V51H46ZM50 52H51V51H50ZM50 52H48V53H50ZM58 52H59V51H58ZM62 52H63V53H62ZM62 52H60L62 55H63V54H66V51H65V52L62 51ZM82 52L79 51V53H82ZM85 52H87V51H85ZM93 52H95V51H93ZM159 52H160V51H159ZM177 52L180 53L179 50L176 51L175 53L177 54ZM219 52L221 53V52H223V51H221V50L218 51V50H217V52H216V55H217V56L219 55ZM26 53H27V52H26ZM41 53L39 52V54H41ZM60 53H59V55H61ZM69 53H70V52H69ZM87 53H88V52H87ZM127 53H129V52H127ZM130 53H131V52H130ZM163 53H164V50H163L162 54H163ZM169 53H171V51H169ZM172 53H174V52H172ZM172 53H171V54H172ZM189 53H191V52H189ZM198 53H199V52H198ZM210 53H211V54H210ZM229 53H230V52H229ZM9 54H10V57H9ZM28 54H29V53H28ZM35 54H34V55L32 54V55H33V56H36ZM85 54H86V53H85ZM85 54H84V55H85ZM90 54H92V53H90ZM93 54H94V53H93ZM133 54H134V53H133ZM133 54H132V56H133ZM167 54H168V53H167ZM181 54H182V52H181ZM186 54H187V53H186ZM202 54H203V53H202ZM208 54H209V55H208ZM24 55H25V51H24ZM29 55H31V54H29ZM29 55H28V56H29ZM37 55H38V54H37ZM62 55H61L60 57L62 58V61H63V58H64V57L66 58V56L63 55L64 57H62ZM66 55L68 56V53H67ZM70 55H71V56H70ZM70 55L68 56L69 58H71V57L74 56L73 53H72V54L70 53ZM84 55H83V56H84ZM130 55H131V54H130ZM163 55H164V54H163ZM168 55H169V54H168ZM179 55H180V54H178L177 56H179ZM213 55H214V54H213ZM33 56H32V57H33ZM53 56H54V54H53V55H52V54L50 55V57H52V58H51L52 61H53V58H54ZM134 56H135V55H134ZM170 56H172V55H170ZM174 56H175V55L173 54V56H172V60H173V61H174V59H173ZM177 56H175V58H176ZM189 56H190L189 59H188L186 56H185L186 59H184V58H183V59H184L185 61L187 60L186 62H189L188 60H192V61H193V59L196 60L197 57H199V55H197L196 58H194L195 55H194V57H193V53H192V57H193V58H191V55H189ZM207 56H206L205 58H207ZM217 56H216V57H217ZM221 56H222V54H221ZM47 57L49 58V56H47ZM126 57H127V56H126ZM162 57H163V59H164V58L166 57V55H165V57H164V56H162ZM210 57H209V58H210ZM216 57H215V56H214V57L212 56V58H216ZM219 57H220V56H219ZM223 57H224V55H223ZM226 57H228V56H226ZM3 58H4V59H3ZM20 58H21V57H20ZM20 58L18 57V60H20ZM26 58H27V57H26ZM37 58H38V57H37ZM65 58H64V61H63V62H66ZM76 58H77V57H75V58L73 57V60L76 59ZM166 58L169 59L170 57H166ZM177 58H178V57H177ZM179 58H180V57H179ZM9 59H8V60H9ZM14 59H11V61L14 62ZM29 59H31V58H27L26 61H27V62L29 61V63H31L33 60L30 61ZM32 59H33V58H32ZM49 59H50V58H49ZM49 59H48V60H49ZM51 59H50V60H51ZM66 59L68 60V58H66ZM78 59H79V58H77V60H78ZM134 59H135V58H134ZM199 59H200V57H199ZM202 59H203V57H202ZM210 59H211V58H210ZM218 59H219V60H220V59L222 60V58H218ZM223 59H225V58H223ZM230 59H232V58H230ZM235 59H236V58H235ZM8 60H7V61H8ZM16 60H17V58L15 59V61H16ZM35 60H36V59H35ZM48 60H46V62H48ZM59 60H60V59H59ZM71 60H72V59L68 60L67 63L70 62ZM94 60H95V59H94ZM131 60H132V59H131ZM177 60H178V59H177ZM177 60H175V61H177ZM213 60H214V59H213ZM213 60H212V62H213ZM227 60H229V59L227 58ZM236 60H237V59H236ZM259 60H260V59H259ZM261 60H262V59H261ZM22 61H23V60H22ZM62 61H61V62H62ZM105 61H106V60H105ZM167 61H168V60H167ZM185 61H183V62H185ZM208 61H209V60H208ZM208 61H206V63H208ZM210 61H211V60H210ZM224 61H225V63H226V59H225ZM231 61H232V60H231ZM237 61H238V60H237ZM248 61H249V60H248ZM0 62H1V61H0ZM9 62H10V61H9ZM17 62H18V64H20L19 61H17ZM20 62H21V60H20ZM23 62L25 63V61H23ZM46 62H45L44 64L42 63V65H45V64H48V63L51 64V61L48 62V63H46ZM74 62H75V61H73V64H74ZM78 62H79V61H78ZM90 62H92V61H90ZM93 62H94V61H93ZM93 62H92V63H93ZM137 62H138V61H137ZM143 62H144V61H143ZM146 62H147V61H146ZM150 62H152V61H150ZM154 62H155V61H154ZM154 62H152V63L155 64L156 62H155V63H154ZM164 62H165V61H164ZM164 62H163V63H164ZM171 62H172V61H171ZM179 62H180V61H179ZM183 62H180V63L183 64ZM186 62L184 63L185 66H188V65L191 63V62H190V63H188V64L186 65ZM214 62H215V61H214ZM243 62H244V61H243ZM263 62H264V61H263ZM71 63H72V61H71ZM71 63H69V64H71ZM79 63H80V62H79ZM84 63H85V62H84ZM157 63H158V62H157ZM175 63H176V62H175ZM180 63H179V64L177 63V64H176V67H177V65H178V67H180V66H181ZM192 63H193V62H192ZM197 63H198V62H197ZM199 63H200V62H199ZM218 63H219V62H218ZM228 63H229V62H228ZM230 63H231V62H230ZM261 63H262V62H261ZM0 64H1V63H0ZM15 64H16V63H15ZM21 64H23V63H21ZM21 64H20V65H21ZM31 64H32V63H31ZM76 64H77V62H76ZM88 64H89V63H88ZM108 64H109V63H108ZM110 64H111V63H110ZM146 64H151V63L147 62ZM153 64H151V67L153 68V70H155L154 67L157 66L158 64H156L155 66H153ZM166 64H167V63H166ZM211 64H212V63H211ZM226 64H227V63H226ZM247 64H248V63H247ZM2 65H4V64H2ZM2 65H1V67L3 68ZM42 65H41V68H40V67H38V68L42 69ZM86 65H87V64H86ZM89 65L91 66V64H89ZM94 65H95V64H94ZM94 65L92 64V67H95ZM113 65H114V64H113ZM136 65H137V64H136ZM144 65H145V64H144ZM144 65L142 66V68L144 67ZM159 65L162 66L161 63H160ZM163 65H165V64H163ZM168 65H170V64H168ZM172 65H173V63H172ZM172 65H171V66H172ZM196 65H197V64H196ZM213 65H214V64H213ZM215 65H216V63H215ZM215 65H214V66H215ZM9 66H12V65H9ZM14 66H15V65L13 64L12 67H14ZM17 66H19V65H17ZM24 66L27 67L26 64H25ZM45 66L47 67L48 65H45ZM49 66H50V65H49ZM51 66H52V65H51ZM67 66H68V65H67ZM90 66H88V67H90ZM134 66H135V65H134ZM146 66H149V65H146ZM171 66H170V67H171ZM173 66H175V65H173ZM185 66H184V68H185ZM197 66H198V65H197ZM201 66H202V65H201ZM207 66H208V65H207ZM217 66H219V65L217 64ZM217 66H215L214 68H216ZM223 66H224V65H223ZM225 66H226V65H225ZM248 66H250V65H248ZM258 66H259V65H258ZM1 67H0V69H1V70H0V113H1V114L3 113V115H4V109H5V108H6L5 111L7 112V114L5 113L7 117H6L5 115H4L5 117H4L3 115L1 116V114H0V116H1V120L4 121V123L6 122V124H3V123L1 124V121H0V125H1V126H0V132H1V134H0V140H3V141H4V140H5L4 138L8 136V135H7L8 133H5V132L7 131L6 129H7V127H8V128H9V127L12 128V127L10 126V124L13 126L12 123H13V121H14V120H12V123L7 122V121H9V120L12 119V118H11V119L8 118V115H9V114L12 115L13 112L16 114L15 111H17V107H18V110L20 111V108H19V107H21L22 99H24V96H26L27 93L29 94V93H31L32 91L29 92L28 90H29L30 88H27V89H28V90H27V89L24 87L28 92L24 90L25 92L22 93V94H24V95L22 96L21 91H23L24 88H22L23 86H22L21 88L18 86L19 83H20L19 85H21V82H22V81L19 82V81H17V80H23V81H24V78H23V79H21L22 77L19 78L20 75H18V73H23V74H25L26 72H24V71H23V72H20L21 70L18 71L17 67H16V68L14 67L13 69H12V67H10L11 70L9 69L8 66H6V67L3 68V69H2ZM21 67H22V65H21ZM32 67H33V65H32ZM46 67L44 68V66H43V69H46ZM53 67H54V66H53ZM53 67H48L49 69H46V71L44 70V72H41V71H40L39 73L37 72V75L35 74L36 77H34V75H33L34 78L30 75V76H31V77H30V80H31V81H29V80H26V81H29L30 83H32V89L34 90V93H33L34 95L32 94V96H34V100H35L36 105H37L36 108H38L37 111H36L35 108L33 109V110L36 111V112H35V113H37L36 115L33 116V114H35V113H33V112H32V113H33L32 115H30L31 113H29L28 115H29V116H33V119H34V117L36 116L37 121L39 122V124L41 123L40 121H42L43 117L51 118L54 122L52 121L53 123H51V124L49 123V124H50V125H53V126H51V128L54 127V128L56 129L57 126H58V124H63V123H65L63 120L66 119V120L69 121V118H65V116H68V115H66V114L68 113L67 109H68V110L71 109V108H69V106H70V102L72 103V101H70V102L68 103L69 100H67L66 98H63V97H62L63 99H62V98H59V100H58L57 97H56L57 101L54 99V101H55V102H54L53 99H52V98H54V97H52V98L50 97V94H53V93H54V91H53L54 89H52V91L50 90V85L54 84L55 82L58 83V81H60V82H61V83H59L60 85H61L62 83H63V85L68 83L67 85H64V86L66 87V89H65L64 91H61V92H62L61 94H63L65 91H68L67 86H70L69 82H67V81H66V83L62 82V78H63V77H61V76H63V75H61V74H57V72H58L60 69L58 70V68H57V69L55 70V67H54V71H55V73H54V72H50V71H53V70L50 69V68L53 69ZM56 67H58V66H56ZM69 67H71V68H68V69H71V70H69V71L65 70V67H64V71H65V73H68V75L71 74V73H69L70 71L72 72V64L69 65ZM80 67H82V66H80ZM162 67H163V66H162ZM170 67H169V68H170ZM178 67H177V68H178ZM219 67H220V66H219ZM228 67H229V66H228ZM251 67H252V66H251ZM256 67H257V66H256ZM256 67H255V69H256ZM38 68H36V71H37ZM60 68L62 69V67H60ZM75 68H76V67H75ZM144 68H145V67H144ZM147 68H148V70L150 69L149 67H146V69H147ZM174 68H175V67H174ZM180 68H182V67H180ZM194 68H195V67H194ZM197 68L200 69L199 66H198ZM197 68H196V70H198ZM220 68H221V67H220ZM260 68H261V67H260ZM262 68H263V67H262ZM5 69H7V70H5ZM8 69H9V70H8ZM14 69H16L17 72H15L16 70H14ZM20 69H22V68H20ZM24 69H25V67H24ZM43 69H42V70H43ZM66 69H67V68H66ZM78 69H79V67L77 68V71H78ZM84 69H85V68H84ZM84 69H83V72H84ZM90 69H91V68H90ZM90 69H89V70H90ZM98 69H100V68H98ZM134 69H135V68H134ZM178 69H179V68H178ZM178 69H174V70H176V72H177ZM186 69H188V67H186L185 70H186ZM217 69H219V68L217 67ZM217 69H216V70H217ZM229 69H230V68H229ZM2 70H5V71H2ZM22 70H23V69H22ZM27 70H28V69H27ZM62 70H63V69H62ZM62 70H60V71H62ZM73 70H74V68H73ZM79 70L81 71L82 69H79ZM91 70L94 71V69H91ZM116 70H117V69H116ZM116 70H115V71H116ZM142 70H143V69H142ZM142 70H141V71H142ZM170 70H171V68H170ZM170 70H169L168 72H170V75H171V77H172V76H173L174 74H176V73H175V71H173L172 73H174V74H172ZM180 70L182 71V69H180ZM191 70H192V68H191ZM191 70H190V71H191ZM220 70H221V69H220ZM227 70H228V69H227ZM231 70H232V69H230V71H231ZM249 70H250V69H249ZM251 70H252V69H251ZM263 70H264V68H263ZM38 71H39V70H38ZM56 71H57V72H56ZM60 71H59V72H60ZM64 71H63V73H64ZM66 71H67V72H66ZM93 71H92V72H93ZM98 71H99V70H98ZM155 71H156V70H155ZM155 71H152V72L155 74ZM157 71H159V70H157ZM160 71H161V70H160ZM183 71H184V69H183ZM187 71H188V70H187ZM190 71H189V72H190ZM209 71H210V70H209ZM221 71H222V70H221ZM225 71H226V70H225ZM253 71H254V68H253ZM30 72H31V71H30ZM74 72L76 73V70H75ZM74 72H72V73H74ZM85 72H88V70H85ZM90 72H91V71H90ZM90 72H88V73H90ZM92 72H91V74H92ZM106 72H107V71H106ZM137 72H138V71H137ZM168 72H167V73H164V75H166L167 79H168V77H169V73H168ZM196 72H197V71H196ZM198 72H199V71H198ZM201 72H202V71H201ZM256 72H257V71H256ZM60 73H62V72H60ZM81 73H82V72H81ZM81 73L79 72V73H77V74H81ZM119 73H120V72H119ZM123 73H124V72H123ZM140 73H141V72H140ZM179 73H180V72H178L177 74H179ZM186 73H187V72H185V74H186ZM191 73H192V71H191ZM217 73H218V72H217ZM217 73H216V75H217ZM224 73H225V72H224ZM227 73H228V72H227ZM230 73H231V72H230ZM230 73H229V74H230ZM253 73L255 74V72H252L251 74H253ZM257 73H258V72H257ZM26 74H27V73H26ZM29 74H30V73H28V75H29ZM33 74H34V73H33ZM84 74L86 75V73H84ZM138 74H139V73H138ZM154 74H153V75H154ZM157 74H158V73H157ZM231 74H232V73H231ZM58 75H60L59 78H60L61 80H58V79H59V78L57 77ZM95 75H96V74H95ZM111 75H112V74H111ZM111 75H110V77H111ZM159 75H160V73L158 74V77H159ZM162 75H163V74H162ZM189 75L191 76V74H189ZM248 75H249V74H247V76H248ZM256 75H257V74H256ZM261 75H262V74H261ZM21 76H22V75H21ZM70 76H73V75H70ZM70 76H67V74H66V75L64 76V78H63V81L68 80L67 78L70 77ZM81 76H83V75L81 74ZM97 76H98V75H97ZM192 76H193V75H192ZM212 76H214V74H213ZM226 76H227V75H225V77H226ZM250 76H251V75H250ZM250 76H249V77H250ZM263 76H264V75H263ZM65 77H66V79H65ZM116 77H117V76H116ZM124 77H125V76H124ZM142 77H143V76H142ZM142 77H141V78H142ZM144 77H146V74H145ZM158 77H157V78H158ZM163 77H164V76H163ZM166 77H164V78H166ZM174 77H175V75H174ZM198 77H200V78H201V81H203V83H202V82H201V83L199 82L201 85H203L204 83L207 82L206 80H204V78H203L204 76L202 77V75H201V76H198ZM198 77H197V78H198ZM208 77H209V76H208ZM215 77H217V76H215ZM235 77H236V76H235ZM26 78H27V77H26ZM26 78H25V79H26ZM31 78L34 79L33 82H32V79H31ZM73 78H74V77H73ZM80 78H81V77H80ZM108 78H109V77H108ZM108 78H107V79H108ZM149 78H150V77H149ZM159 78H160V77H159ZM161 78H162V77H161ZM175 78H176V77H175ZM189 78L191 79V78H193V77H189ZM195 78H196V76H195ZM202 78H203V79H202ZM205 78H206V76H205ZM210 78H211V76H210ZM210 78H209V79H210ZM262 78H264V77H262ZM28 79H29V78H28ZM70 79L73 81L72 77H71ZM70 79H69V81H71ZM98 79H99V78H98ZM102 79H103V75H102ZM104 79H105V78H104ZM104 79L101 80V81L103 82ZM109 79H110V78H109ZM111 79H112V77H111ZM114 79H115V78H114ZM120 79H121V78H120ZM120 79H119V80H120ZM122 79H124L123 76H122ZM125 79H126V78H125ZM145 79H147V78H145ZM151 79H152V78H151ZM151 79H150V80H151ZM184 79H185V78H184ZM216 79H217V78H216ZM219 79H220V77H219ZM238 79H239V78H238ZM84 80H85V79H84ZM105 80H106V79H105ZM112 80H113V79H112ZM112 80H111V81H112ZM115 80H117V79H115ZM134 80H135V79H134ZM155 80L158 81V80H160V79H154V82L151 81L152 84H153V86H151L152 89H153V87L155 88L158 84H160V85L162 86V85H164V84H165V85H168L169 83H172V82H169L168 84H166V82H168V80H169V81L171 80L170 77H169L168 80L164 81L165 83L163 82L164 84H161V82H160V83H159V82L156 83ZM162 80H163V79H162ZM192 80L194 81V78H193ZM195 80H196V79H195ZM211 80L214 82L213 79H211ZM217 80H218V79H217ZM221 80H222V79H221ZM243 80H245V78H244ZM111 81H108V83L110 82L109 85H110V86H111V85L113 86L114 84H113V82H111ZM113 81H114V80H113ZM171 81H172V80H171ZM178 81H180V80H178ZM185 81H186V80H185ZM188 81H190V80H188ZM196 81H197V80H196ZM204 81H206V82H204ZM209 81H210V80H209ZM212 81H211V82H212ZM245 81H246V80H245ZM252 81H253V80L251 79V82H252ZM17 82H18V83H17ZM120 82H121V81H118V85H117V86L115 85L117 88H118ZM191 82H192V81H191ZM211 82H210V83H211ZM213 82H212V83H213ZM217 82H218V81H217ZM30 83H29V86H30ZM57 83H55V84H56V85H59V84H57ZM70 83H72V82H70ZM104 83H106V85H107V81L104 82ZM114 83H116V81H115ZM139 83H140V82H139ZM139 83H138V84H139ZM145 83H146V82H145ZM147 83H148V81H147ZM173 83H177V82H173ZM184 83H185V82H184ZM187 83H188V82H187ZM194 83H195V82H194ZM197 83H198V81H197ZM210 83H209V85H210ZM234 83H235V81H234ZM242 83H243V82H242ZM242 83H241V84H242ZM244 83H247V82H244ZM11 84H12V85H11ZM13 84H15V85L17 84L16 86H17L18 88L22 89V90L20 91V90L18 89V91H17V90H15V89H13L14 87H13V88L11 87V86H14ZM22 84H23V83H22ZM77 84H79V83H77ZM116 84H117V83H116ZM123 84L125 85L126 82H124V81H123V83L121 82V84H120V87H121V88H122V87L124 88V85H123ZM150 84H151V83H150ZM152 84H151V85H152ZM235 84H236V83H235ZM238 84H239V83H238ZM238 84H237V85H238ZM241 84H240V86H241ZM247 84H248V83H247ZM260 84H261V83H260ZM8 85H9V86H8ZM102 85H103V84H102ZM102 85H101V86H102ZM129 85H130V84H129ZM145 85H146V84H143V83H142V85H141L142 88H141V86L139 85V88H141L140 90H138V91H139V94H141L140 91H142V94H143V93L145 94V92H143L144 89L146 90V88L143 89V87H146ZM154 85H155V86H154ZM171 85H172V84H171ZM176 85H177V84H176ZM185 85H186V83H185ZM185 85H184V86H185ZM196 85H197V84H196ZM201 85H200V86H201ZM204 85H205V84H204ZM207 85H208V82H207ZM209 85H208V87H207V86H205V87H207V88H211ZM212 85H213V84H212ZM214 85H215V83H214ZM214 85H213V87H214ZM243 85H244V84H243ZM251 85H252V84L250 83V86H251ZM253 85H254V84H253ZM253 85H252V86H253ZM262 85H263V82H262ZM16 86H15V88H16ZM64 86H63V87H64ZM115 86H114V87H115ZM127 86H128V85H127ZM127 86L125 85V88L128 89ZM149 86H150V85H149ZM172 86L174 87V85H172ZM179 86H180V85H179ZM182 86H183V85H182ZM186 86H187V85H186ZM188 86H189V84H188ZM197 86H198V85H197ZM254 86H255V85H254ZM6 87H7V88H8V87H9V88L11 87V88H10L11 90H8ZM27 87H28V86H27ZM70 87H71V86H70ZM102 87H103V86H102ZM107 87H108V86H107ZM157 87H158V86H157ZM162 87H163V86H162ZM177 87H178V86H177ZM213 87H212V89H214ZM226 87H227V86H226ZM231 87H232V86H231ZM231 87H227V89H232ZM235 87H236V85H235ZM237 87H238V86H237ZM243 87H245V86H243ZM71 88H72V87H71ZM71 88H70V89H71ZM74 88H75V87H74ZM108 88H109V87H108ZM112 88H113V87H112ZM135 88H136V89H135ZM139 88H138L137 86H135L134 89H135L136 91L133 90V91H135L134 93H136V92H137V89H139ZM149 88H150V87H149ZM159 88H160V86H159ZM164 88L166 89L165 86H164ZM164 88H163V89H164ZM175 88H176V86H175ZM201 88H202V87H201ZM201 88H199L200 91H201ZM239 88H240V87H239ZM246 88H249V85H248ZM256 88H257V87H255V89H256ZM12 89L14 90V92L12 91ZM59 89H60V88H59ZM75 89H77V88H75ZM102 89H103V88H102ZM104 89H105V88H104ZM104 89H103V90H104ZM161 89H162V88H161ZM202 89H203V88H202ZM205 89H206V88H205ZM251 89L253 90L254 88H251ZM255 89H254V90H255ZM257 89H258V88H257ZM259 89H260V88H259ZM71 90H72V89H71ZM113 90L115 91L116 89H113ZM155 90H156V89H155ZM187 90H188V88H187ZM206 90H207V89H206ZM233 90H234V89H233ZM254 90H253V92H254ZM6 91H8V92H11V91H12L11 94H12V93L17 94V92H18L19 94H21V97L19 98L18 95H16V96H14V98H13V96H12L13 94L10 95V94L7 93ZM59 91H60V90H59ZM79 91H80V90H79ZM109 91H110V90H109ZM125 91H126V90H125ZM133 91H132V92H133ZM153 91H154V89H153ZM159 91H160V90L157 89V92H159ZM161 91H163V90H161ZM161 91H160V93H161ZM166 91H167V89H166ZM179 91H181V90H179ZM212 91H214V90H212ZM212 91H211V93H212ZM215 91H216V90H215ZM228 91H229V92H228ZM228 91H225V92H227V93L225 94L227 97L229 96L228 93L231 92L230 90H228ZM235 91H236V90H235ZM258 91H259V90H258ZM258 91H257V92H258ZM4 92H6L5 98H4V94H5ZM26 92H27V93H26ZM51 92H52V93H51ZM93 92H94V91H93ZM146 92H148V91H146ZM155 92H156V91H155ZM186 92H187V91H186ZM202 92H203V90H202ZM208 92H210V89H208L207 92L204 91V94L202 93V95H201V94H200V95H197L198 97H197L196 99H200L201 96L203 97V95H204V97H206V93H208ZM221 92H222V91H221ZM223 92H224V90H223ZM236 92H238V91H236ZM257 92H256V93H257ZM3 93H4V94H3ZM55 93H56V92H55ZM55 93H54V94H55ZM67 93H68V92H67ZM67 93H64L63 96H64V97H67V96H66ZM94 93H95V92H94ZM96 93H98V95H100V97H101L102 95L105 96L104 94H100L99 91H96ZM96 93H95V94H96ZM104 93H105V92H104ZM115 93H116V95L118 94L117 96H120V94H121V96H122L124 92L122 91V92L119 93V91H118V89H117V90L115 91ZM137 93H138V92H137ZM197 93H199V92L197 91ZM197 93L195 92V95H196ZM200 93H201V92H200ZM211 93H210V94H211ZM233 93H234V91H233ZM246 93H247V92H246ZM1 94H3V95H1ZM8 94L11 96V97L8 96V97L12 100L11 103H12L13 101H17V100H18L19 102L21 101V102H20V103H21L20 105H17L18 101L16 102V104H15V102H13V103L16 105V107H15L16 110H15V111H14V109H12V108H14V106H13L12 104H11V105H12L13 107H12L11 105H9L10 102L7 103L8 100L10 101V99H6V97H7ZM56 94H57V93H56ZM56 94H55V95H56ZM69 94H70V93H69ZM105 94H106V93H105ZM129 94H130V96H129ZM150 94H151V93H150ZM174 94H176V93H174ZM231 94H232V93H231ZM239 94H240V93H239ZM252 94H253V93H252ZM258 94H259V93H258ZM71 95H72V94H71ZM93 95H94V94H93ZM116 95H115V96H116ZM134 95H135V94H133V96H134ZM208 95H209V93L207 94V97H206L207 99H208ZM221 95H223V94L221 93ZM237 95H238V94H237ZM30 96H31V95H30ZM30 96H27V97H29V98L26 97V98L28 99V100H27L28 102H29V100L31 99ZM78 96H79V95H78ZM94 96H96V95H94ZM174 96H175V95H174ZM223 96H224V95H223ZM253 96H254V95H253ZM8 97H7V98H8ZM58 97H60V96H58ZM98 97H99V96H98ZM100 97H99V98H100ZM110 97H111V96H110ZM112 97H113V96H112ZM124 97H126V98H127V97L129 98V97H130V99H133V98H131V93H128V94H127L126 96H124ZM176 97H177V96H176ZM178 97H179V95H178ZM180 97H182V96H180ZM186 97H187V96H186ZM188 97H189V96H188ZM188 97H187V98H188ZM194 97H195V96H193L192 98H194ZM204 97L202 98L203 100H204ZM211 97H212V95H211ZM211 97L209 96V98H211ZM213 97H214V94H213ZM230 97L232 98V95L229 96V98H230ZM12 98H13V99H12ZM72 98H73V97H72ZM86 98H87V97H86ZM142 98H143V97H142ZM190 98H191V97H190ZM215 98H217V97H215ZM219 98H220V97H219ZM224 98H226V97H224ZM224 98H223V99H224ZM20 99H21V100H20ZM93 99H95V98L93 97ZM93 99H92L91 97H90V99L88 98V100L91 101V102L93 101ZM101 99H102V98H101ZM111 99H112V98H111ZM130 99H129V100H130ZM146 99H147V98H146ZM181 99H183V97H182ZM232 99H233V98H232ZM31 100H32V99H31ZM79 100H80V99H79ZM79 100H78V102H77L78 104L76 103L78 106L80 105ZM96 100H97V99H95V100L93 101V102H94V106H95V104L97 103ZM99 100H100V99H99ZM103 100H105V99L103 98ZM107 100H110V99H107ZM116 100H118V99H115V101H116ZM123 100H125V99H123ZM123 100L120 101V103H121L122 106H124V105L122 104V103H124ZM137 100H138V99H137ZM179 100H180V98H179ZM185 100H186V99H185ZM185 100H184V104L187 102V101H185ZM190 100H191V99H190ZM217 100H218V99H216V101H217ZM229 100H231V99H229ZM236 100H237V99H236ZM82 101L84 102V100H81V102H82ZM122 101H123V102H122ZM132 101H133V100H132ZM194 101H195V100L192 99V102H194ZM210 101H212V100L210 99ZM231 101H232V100H231ZM253 101H254V99H253ZM255 101H256V100H255ZM255 101H254V102H255ZM25 102H26V101H25ZM25 102H24V103H25ZM33 102H34V101L32 100V103H33ZM73 102H74V101H73ZM91 102L89 103V106H88V104L86 105V103H84V104H85L84 107L88 106V107L92 108V110H94V109H95V111L98 110L97 108H93V107H92L93 104H91ZM93 102H92V103H93ZM98 102L100 103V101H98ZM103 102H104V101H103ZM110 102H111V100H110ZM118 102H119V101H118ZM139 102H140V101H139ZM172 102H173V101H172ZM174 102H175V101H174ZM182 102H183V100H182ZM202 102H204V101H202ZM259 102H260V101L258 100L257 103L259 104ZM24 103H23V104H24ZM104 103L107 105L109 102H108V103H107V102H104ZM104 103H103V104H104ZM136 103H137V102H136ZM136 103H135V104H136ZM176 103H177V102H176ZM178 103H179V102H178ZM188 103H189V101L187 102V104H188ZM194 103H196V102H194ZM194 103H193V105L195 106ZM199 103L202 105L201 102H199ZM210 103H211V102H210ZM237 103H238V102H237ZM18 104H19V103H18ZM28 104H29V103H28ZM72 104H73V103H72ZM72 104H71V105H72ZM100 104H101V103H100ZM117 104H118V103H117ZM126 104H127V102H126ZM139 104H140V103H139ZM184 104H183V105H184ZM205 104H207V102H206ZM8 105H9V106H8ZM34 105H35V103H34ZM34 105H33V106H34ZM81 105H82V103H81ZM81 105H80V106H81ZM90 105H92V106H90ZM108 105H109V104H108ZM111 105H112V104H111ZM129 105H130V104L128 103V105L124 106V108L126 107V110H127V109H130V108H127V106H129ZM171 105H172V104H171ZM174 105H175V104H174ZM180 105H181V104H180ZM188 105H189V104H188ZM196 105H197V103H196ZM6 106H7V107H6ZM10 106H11L12 108H9ZM25 106H27L26 103L24 104L23 107H25ZM30 106H31V104H30ZM30 106H29V109H30ZM33 106H31V107L33 108ZM75 106H76V105H75ZM78 106H76V107L79 108ZM96 106H97V105H96ZM101 106H102V104H101ZM178 106H179V105H178ZM199 106H200V105H199ZM84 107H83V109H85ZM104 107H106V106H104ZM104 107H103V109H105ZM108 107H109V106H108ZM114 107H115L114 105H113V107L110 106V107H109V111L111 112V111H112L111 109H114V110L117 109V108H116L117 105H116L115 108H114ZM142 107H143V106H142ZM175 107H176V106H175ZM179 107H180V106H179ZM26 108H27V107H26ZM80 108H81V107H80ZM98 108H99V107H98ZM100 108H101V107H100ZM120 108H121V107H120ZM198 108H199V107H198ZM8 109H11V110H13V111L10 110V112H8V111H7ZM21 109L23 110L24 108H21ZM103 109H102V110H103ZM122 109H123V107H122ZM122 109H119V110H122ZM179 109H180V108H179ZM188 109H190V108H188ZM2 110H3V111H2ZM25 110L28 111V109H25ZM33 110H32V111H33ZM72 110H73V109H72ZM75 110L77 111L78 109H75ZM151 110H152V109H151ZM175 110L178 111L177 109H175ZM257 110H258V109H257ZM69 111H71V110H69ZM73 111H74V110H73ZM76 111H74V112H76ZM86 111H87V108H86ZM98 111H99V110H98ZM105 111H108V108H107V110H104V113H105ZM124 111H125V110H124ZM146 111H148V109H146ZM184 111H185V110H184ZM17 112H18V111H17ZM29 112H30V110H29ZM66 112H67V113H66ZM78 112H79V111H78ZM82 112H83V110H80L79 114L81 115ZM84 112H85V111H84ZM84 112H83V113H84ZM113 112H114V111H113ZM127 112H129V111H127ZM149 112H150V111H149ZM152 112H155V111H152ZM23 113H24V112H23ZM23 113L20 112V113H18V115H20V114L23 115ZM26 113H27V112H26ZM26 113H25V114H26ZM69 113H70V114H69ZM69 113H68V114L71 115V112H69ZM85 113H87V112H85ZM92 113H93V112H92ZM98 113H99V112L96 111V113H95V114H96V117H97V114H98ZM101 113H102V112L100 111L99 115H100ZM108 113H109V112H108ZM121 113H122V112H121ZM121 113H120V111H119L117 114H119L120 117H121ZM182 113H183V112H182ZM112 114H113V115H112ZM114 114H116V113H111L110 116H107V117L104 118V120L102 121V122H104V123H103V125H104L103 127H104V128L102 127L103 129H102V128L100 129L99 125H97L98 127H97L96 129L99 128V129L101 130V133L96 134L97 138L95 137V139H96L97 141H98V139H100V137H101L102 139H100V141H101V142H105V140H103V135L106 134L108 137H111V136H109V134L111 135L112 131H113L114 133H118V132H117L118 129H117L116 125H115L116 128H114V126H113V128L111 129V132H110V128H111L112 126H111V127H109V126H110L111 122L114 121L115 119H116V121H117V117H118V116H116L117 114H116V115H114ZM123 114H124V113H123ZM149 114H150V113H149ZM151 114H154V113H151ZM186 114H187V113H186ZM10 115H9V116H10ZM76 115H77V114H76ZM80 115H79V119H80L81 126L77 125L78 128L75 127V128H76L75 130H77V129L79 130V127H80V128L82 127V128H81L79 131H75V130H74V127L71 128V127L69 126L68 129L71 128V130H73V132H69L68 135H67V134H63V135H64L63 137H64L65 139H69L70 141H68L67 144L74 146L75 149H76V147H77V149H78V147L81 148V149L86 147V149H85V151H83V153H82L80 150H78L77 153H76V155H77V157H78V155H80V154L82 153V154H81V158L78 157V158L81 159V160L79 159V161H81V163H83V165H84V170H85V171L88 170V173H89L90 170L92 169V168L90 169L91 166L95 167V171H96V168H98L99 166H102V165H101V163H102L101 161H102L103 159L107 158V156H108L109 154H108L107 149H105V147H104V143H101L100 141L93 143L94 145H92V146L87 145V142H85V141H86V140L88 141V140L90 139L91 136H88L89 134L92 135V133L90 132V130H91L90 127H91V128H92V127H95L96 125L94 126V124H96V123H95V122H93L94 124L91 123V124L93 125V126H91V124L89 123V122L91 121V120H90V121L88 122L90 125L88 124V125H89V126H88V125H87V121H88V120H86V118L83 117L84 115H83V116H80ZM99 115H98V117H99ZM105 115H106V114H105ZM183 115H184V114H183ZM189 115H190V114H189ZM29 116H23V117H25V119H27L26 117H29ZM86 116H88V114H87ZM89 116H90V115H89ZM92 116L95 117L94 114H91V117H92ZM113 116H116V117H115V119L112 120V117H113ZM124 116H126V115H124ZM155 116H156V115H155ZM13 117H14V116H13ZM16 117H17V116H16ZM21 117H22V116H21ZM76 117H77V116H76ZM94 117H92V118H93V121L96 120V119L94 120ZM102 117H103V116H102ZM133 117H134V116H133ZM5 118H6V119H9V120H4ZM48 118H47V119H48ZM71 118H74V117H73V116L70 117V120H71ZM92 118H90V119H92ZM122 118H123V117H122ZM19 119L21 120V122H20V124L18 123L19 121H18L17 123H18L19 126H21V128H22L23 125H22L21 123H22V121H23V118H22V119L19 118ZM30 119H31V117H30ZM98 119H99V118H98ZM102 119H103V118H101V120H102ZM127 119H128V118H127ZM15 120H18V118H15ZM49 120H50V119H49ZM30 121L33 122V120H30ZM73 121H74V120H73ZM73 121H72V122H73ZM75 121H76V120H75ZM97 121H98V123H99L100 120H97ZM136 121H137V120H136ZM15 122H16V121H14V123H15ZM49 122H50V121H49ZM62 122H63V123H62ZM91 122H92V121H91ZM114 122H115V121H114ZM119 122H121V121L119 120ZM132 122H133V120H132ZM9 123H10V124H9ZM43 123H45V121H44ZM66 123H67V122H66ZM75 123H76V122H75ZM75 123H74V124L71 123V124L75 125ZM78 123H79V122H78ZM85 123H86L87 126L85 125ZM7 124H8V125H7ZM15 124H16V123H15ZM28 124H29V123H28ZM34 124H35V121H34ZM45 124H46V123H45ZM45 124H44V125H45ZM113 124H115V123H113ZM124 124H125V123H124ZM30 125H31V127L33 126V125L30 123L28 127H30ZM37 125H38V124H37ZM37 125L35 124V127H36ZM63 125H64V124H63ZM63 125H60V126H58V127H61V126L63 127ZM69 125H70V124H69ZM73 125H71V126H73ZM83 125H84V127H83ZM126 125H127V124H126ZM3 126H4V127L6 126V129H5V128H2L3 130H6L5 132L2 131V129H1V127H3ZM25 126H26V128H25V129H26V130H25L26 132H27V131H30V133H31V130L33 131V129H34V126H33L32 129H31V127H30L31 130H30V129L27 130V125H25ZM25 126H24V127H25ZM38 126H40V129L42 128L41 125H38ZM38 126H37L36 128H39ZM66 126H67V125H66ZM85 126L88 127V128H85ZM101 126H102V125H101ZM119 126H121V125L119 124ZM127 126H128V125H127ZM158 126H160V125H158ZM49 128H50V127H49ZM51 128H50V131H51V130L55 131L54 128H53V129H51ZM60 129H62V128H60ZM66 129H67V127H66ZM93 129H94V128H93ZM113 129H114V130L116 129V131H114ZM123 129H124V128H123ZM9 130H10L11 132L14 131V133H12L13 135L11 134L12 136H9V137H12V138H10L12 141H11L10 139H6L5 142H6L7 140H10V141H11V142L9 141V142L11 143V144H9L10 147H11V145H13V146H17V145H19L18 147L21 146V148L23 149V150H22V149H20V148H18V147H15V149L12 148V150H14V151H12V150H10V151H12L15 155L12 154V155L10 156V157H11L10 159H9V155L11 154V152H10V154H9V150H8V149H7L8 152H4V151H6V150H4V151H3V150H0V154H1V156H2V154H7V153L9 154V155H5V157H8V159L10 160L11 163H9V164H13V165L10 167V170H8V171H10V172H9L10 176L8 175V176H9L8 178L11 177V179H12V180L10 179V180L12 181L11 185L13 184V182H15V185H16V183H17V185L19 184L18 186H20V183L22 184V183H29V182H33V181H34L33 185L36 184L37 188H39V186H40V185H39V182L42 180V179H41V180L39 181V179H38L39 176L41 177V176H43V175H45V176H46V175H49V174L51 173V171L54 172V168H56V167H57V169H55V171H56V170L59 171V168H60L61 166H63V165H62V164H63V160H62V164H61V165H60V163H59V165H58V163H57L58 161L61 162V160L58 158L59 156H58L57 153L51 154L52 157L54 156V158H52V157H50V156H48V155H44V153H46V154L50 153V151L48 152V149L50 150V148H51L56 142H57V143H56V146H57L58 148L55 147V146H53L54 148H53V147H52V148H53V150H55V151L57 152V150L59 149V147H62L61 145H59V142L64 143L65 140H64L63 138L61 139V136H60V140H59V134H57V135H58V138H57L56 136L53 135L54 138L52 137L53 139H52V138L50 139L49 134H48V136H47V135L44 136V134H46V131L44 132L43 130H42V131L44 132V134L42 133V131L40 132L41 134H43L42 136H40V135H38L39 137L36 136L38 139H37V138H34V136H30V137L28 136L29 138H27V135H26L27 133H26L25 131L20 130L19 128H14V127H13L12 130H11V129H9ZM9 130H8V131H9ZM34 130H35V129H34ZM71 130H70V131H71ZM119 130H120V129H119ZM126 130H127V129H125V131H126ZM128 130H129V128H128ZM159 130H160V129H159ZM36 131H37V130H35V132H36ZM56 131H57V130H56ZM130 131H131V130H130ZM89 132H90V133H89ZM109 132H110V133H109ZM120 132H121V131H120ZM120 132H119L118 134H120ZM32 133H33V132H32ZM127 133H128V132H127ZM33 134L35 135L36 133H33ZM38 134H39V133H38ZM121 134H123V133L121 132ZM30 135H31V134H30ZM36 135H37V134H36ZM98 135H100V136H98ZM106 135H105V136H106ZM43 136H44V137H43ZM51 136H52V135H51ZM66 136H67V137H66ZM107 136H106V137H107ZM116 136H118V135H116ZM119 136H120V135H119ZM126 136H127V135H126ZM9 137H8V138H9ZM41 137H43V138H41ZM88 137H89V139H86V138H88ZM108 137L106 138V140H109V139H110V138L108 139ZM131 137H132V136H131ZM166 137H167V136H166ZM56 138H57V139H56ZM170 138H171V137H170ZM35 139H36V140H39V139L42 140V139H43V140H42L43 143L46 142V143L43 145V148L40 147V150H39V151L41 152V149H44L46 152H45V151H42L41 154H40V153H37V152H39V151H38V150H35V149H37L36 145L39 144V143H38V141H36ZM54 139H56V140H54ZM188 139H189V138H188ZM41 140H40V141H41ZM61 140H62V141H61ZM96 140H94V141H96ZM102 140H103V141H102ZM128 140H129V139H128ZM3 141H0V145H1V143H4ZM35 141H36V142H35ZM50 141H51V142H50ZM52 141H53V142L55 141V143H53ZM58 141H59V142H58ZM89 141L91 142L92 140L90 139ZM123 141H124V140H123ZM169 141H170V140H169ZM176 141H177V140H176ZM92 142H93V141H92ZM115 142H116V141H115ZM115 142H113V143H115ZM128 142H129V141H128ZM174 142H175V141H174ZM178 142H179V140H178ZM180 142H181V141H180ZM6 143H8V141H7ZM6 143H5V146H7V147L9 148V145H8V144L6 145ZM43 143L40 142L41 146H42ZM51 143H53V144H51ZM117 143H118V141H117ZM119 143H120V142H119ZM121 143H122V142H121ZM121 143H120V145H121ZM40 144H39V145H40ZM64 144H66V141H65ZM126 144H127V143H126ZM167 144H168V143H167ZM173 144H174V143L172 142V145H171L172 148L174 147ZM3 145H4V144L1 145V149L3 148ZM39 145H38V146H39ZM78 145H80V146H82V147H80V146H78ZM129 145H130V144H129ZM176 145H177V144H176ZM176 145H175V147H176ZM5 146H4V148H5ZM13 146H12V147H13ZM45 146L47 147L46 149L44 148ZM72 146H71V147H72ZM83 146H84V147H83ZM122 146H123V145H122ZM179 146H180V145H179ZM35 147H36V148H35ZM74 147H72V149H73ZM117 147H118V146H117ZM123 147H124V146H123ZM38 148H39V147H38ZM165 148H166V147H165ZM69 149H71V148H69ZM69 149L66 148V150H69ZM77 149H76V150H77ZM115 150H116V149H115ZM115 150H114V151H115ZM124 150H125V149H124ZM69 151L72 152V151H74V150H69ZM79 151H80V153H78ZM169 151H170V150H169ZM172 151H173V150H172ZM3 152H4V153H3ZM43 152H44V153H43ZM126 152H128V151H126ZM72 153H73V152H72ZM116 153H117V152H116ZM166 153H167V152H166ZM107 154H108V155H107ZM168 154H169V153H168ZM55 155H56L57 157H56ZM127 155H128V154H127ZM166 155H167V154H166ZM172 155H173V154H172ZM12 156H13V157H12ZM47 156H48V157H47ZM117 156H118V155H117ZM119 156H120V155H119ZM119 156H118V157H119ZM5 157H4V160H5ZM49 157H50V162H49V160H48ZM112 157H113V156H112ZM114 157H115V155H114ZM114 157H113V158H114ZM168 157H170V156H168ZM2 158H3V157H2ZM56 158H58L59 160L56 159ZM92 158H95V159L97 160V163L93 164L92 161H91ZM115 158H117V157H115ZM170 158H171V157H170ZM240 158H241V157H240ZM6 159H7V158H6ZM52 159H53V160L56 159V162H55V160H54V162H55V163H54V162L52 161ZM109 159H110V158H109ZM119 159H120V158H119ZM171 159H172V158H171ZM175 159H176V158H175ZM237 159H239V157H238ZM241 159H242V158H241ZM241 159H239V161H240ZM4 160H3V162L5 163L6 160H5V161H4ZM57 160H58V161H57ZM72 160H73V159H72ZM106 160H108V159H106ZM7 161H8V160H7ZM73 161H74V160H73ZM73 161H71L70 163H72ZM77 161H78V160H77ZM77 161H76V162H77ZM79 161H78V162H79ZM171 161H172V160H171ZM175 161H176V160H175ZM235 161H236V160H235ZM239 161H237V162H239ZM242 161H243V159H242ZM242 161H240V163H241ZM244 161H245V160H244ZM0 162H1V164H3L2 161H0ZM6 163H8V162H6ZM53 163H54V164H53ZM112 163H113V162H112ZM242 163H244V162H242ZM245 163H246V161H245ZM245 163H244V164H245ZM105 164H106V163H105ZM105 164H103V165L105 166ZM110 164H111V163H110ZM238 164H239V163H238ZM111 165H113L114 169H116V168L118 167V164H117V163H116V164H111ZM114 165H115V166L117 165L116 168H115ZM120 165H121V164H119V166H120ZM38 166H41V167H38ZM64 166H65V164H64ZM89 166H90V167H89ZM53 167H54V168H53ZM63 168H64V167H63ZM63 168L61 169L62 171L66 170L65 168H64V170H63ZM118 168H119V167H118ZM121 168H122V167H121ZM80 169H81V168H80ZM86 169H87V170H86ZM98 169H99V168H98ZM98 169H97V170H98ZM114 169H113V171H114ZM61 170H60V172H61ZM116 170H117V169H116ZM85 171H84V172H85ZM95 171H92V172H95ZM66 172H67V170H66ZM86 173H87V172H86ZM90 173H91V172H90ZM115 173H116V171H115ZM42 174H43V175H42ZM52 174L54 175V174H56V172H54V173H52ZM52 174H50V176H46V177H52V176H51ZM80 174H81V173H80ZM91 174H92V173H91ZM56 175H58V174H56ZM56 175H54V177H55ZM81 175H82V174H81ZM81 175H80V176H81ZM89 175H90V174H89ZM3 176H4V174H3ZM45 176H43V177H45ZM58 176H59V175H58ZM60 176H61V175H60ZM90 176H91V175H90ZM5 177L7 178V176H5ZM84 177H86V176L84 175ZM84 177L82 176V178H84ZM55 178H57V177H55ZM86 178H89V177H86ZM90 178H91V177H90ZM113 178L115 179V177H113ZM4 179H5V178H4ZM44 179H45V178H44ZM44 179H43V180H44ZM52 179H53V178H52ZM107 179H110V178L107 177ZM114 179H113V180H114ZM35 180H36V183H35ZM53 180H54V179H53ZM57 180H58V179H57ZM57 180H56V181H57ZM7 181H8V180H6V184L9 183V181H8V182H7ZM108 181H109V180H108ZM116 181H117V180H116ZM4 182H5V181H4ZM18 182H19V183H18ZM41 182H42V181H41ZM41 182H40V184H42ZM43 182H44V181H43ZM110 182H111V181H110ZM111 183H112V182H111ZM9 184H10V183H9ZM37 184H38L39 186H38ZM107 184H108V183H107ZM109 184H110V183H109ZM30 185H32V184L30 183L28 186H30ZM13 186H14V185H12L11 187H13ZM21 186H24V188H25V187L27 186V184H26V185H23V184H22ZM28 186H27V187H28ZM41 186H42V185H41ZM41 186H40V188H41ZM175 186H176V185H175ZM197 186H198V185H197ZM27 187H26V188H27ZM105 188H106V187H105ZM108 188H109V187H108ZM122 188H123V187H122ZM122 188H121V189H122ZM172 188H173V187H172ZM177 188H178V187H177ZM195 188H196V186H195ZM124 189H125V188H124ZM170 189H171V188H170ZM180 189H181V188H180ZM39 190H41V189H39ZM196 190H197V188H196ZM91 191H92V189H91ZM91 191H90V192H91ZM95 191H96V189H95ZM106 191H107V189H106ZM108 191H109V189H108ZM93 192H94V191H93ZM31 193H32V192H31ZM58 193H59V192H58ZM64 193H65V192H63V195H61L62 192H60L59 196L61 195V196L64 197V196L66 195V194L64 195ZM94 193H95V192H94ZM94 193L92 194L93 196H94ZM100 193H101V192H100ZM100 193H98V194H97V192L95 193V194H96V195H95L96 198H97V196H99ZM106 193H107V192H106ZM109 193H110V192H109ZM84 194H85V193H84ZM84 194H83V195L81 194V195H82V196H85ZM88 194H89V193H88ZM119 194H120V192H119ZM122 194H123V193H122ZM171 194H174V196H176V195H175V192H174V193H171ZM179 194H180V192H179ZM181 194H182V193H181ZM27 195L29 196V198L32 196L30 193H29V194L26 193V195H25L24 197L22 196V197H23V200H24V198H25V199H28V198H27ZM30 195H31V196H30ZM109 195H110V194H109ZM116 195H117V194H116ZM86 196H88V195H86ZM95 196H94V197H95ZM100 196H101V195H100ZM103 196H104V194H103ZM124 196H126L125 191H124ZM90 197H91V195H90ZM101 197H102V196H101ZM108 197H109V196H108ZM116 197H117V196H116ZM118 197H119V198H122V197H120V195H119ZM59 198H60V197H59ZM96 198H95V199H96ZM113 198H114V197H113ZM119 198H118V200H119ZM20 199H21V197L19 198V200H20ZM30 199H32V197H31ZM124 199H125V198H124ZM28 200H29V199H28ZM120 200H121V199H120ZM83 201H84V200H83ZM90 201H92V198H90ZM108 201H109V200H108ZM108 201H107V202H108ZM110 201H111V200H110ZM114 201H115V200H114ZM121 201H123V200H121ZM124 201H125V200H124ZM55 202H56V201H55ZM55 202H54V203L52 202V205L55 204ZM111 202H112V201H111ZM117 202H118V201H116V203H117ZM56 203H57V204H56L55 208L53 207V208H54V211H55V209L57 210L56 207H58V203H59V201L56 202ZM60 203H61V202H60ZM107 204H108V203H107ZM107 204H106V205H107ZM114 204H115V203H114ZM117 204H118V206H119V202H118ZM52 205H51V204L49 205V206H51V207H50V210H53V209H51V208H52ZM70 205H71V204H70ZM122 205H124V203H122ZM122 205L120 204V206H122ZM87 206H88V205H87ZM108 206H109V204H108ZM111 206H113L112 209L115 208V207H117V206H115V205H111ZM114 206H115V207H114ZM61 207H62V206L59 205L58 208H61ZM94 207H95V206H94ZM47 208H49V207H47ZM47 208H46V209H47ZM96 208H97V207H96ZM103 208H104V207H103ZM105 208H106V207H105ZM123 208H124V207H123ZM194 208H195V207H194ZM91 209H92V207H91ZM110 209H111V208H110ZM115 209H116V208H115ZM117 209H119V208L117 207ZM117 209H116V211H117ZM95 210H98V208L95 209ZM106 210H107V209H106ZM113 210H114V209H113ZM113 210H112V211H113ZM121 210H122V209H121ZM44 211H45V212H50V211H47V210H44ZM44 211H43V212H44ZM54 211H53V212H54ZM59 211H60V209L57 210L58 213H59ZM119 211H120V210H118V212H119ZM41 212H42V211H41ZM43 212H42V213H43ZM51 212H52V211H51ZM53 212H52V213H53ZM57 212H56V213H57ZM60 212H61V211H60ZM113 212H114V211H113ZM121 212L123 213V211H121ZM119 213H120V212H119ZM185 213H186V212H185ZM185 213H184V214H185ZM46 214H47V213H46ZM61 214H62V212H61ZM116 214H118V213H116ZM120 214H121V213H120ZM103 216H104V215H103ZM168 216H169V215H168ZM105 217H106V216H105ZM118 217H120V216H118ZM170 217H171V216H170ZM183 217H184V216H183ZM194 217H195V216H194ZM194 217H193V218H194ZM107 218H108V217H107ZM109 218H110V217H109ZM116 218H117V217H116ZM123 218H124V217H123ZM187 218H188V217H187ZM195 218H196V217H195ZM195 218H194V219H195ZM207 218H208V216L205 217V218H203L202 220H204V222H207V221H208V220H206ZM209 218H210V217H209ZM17 219H18V218H17ZM110 219H111V218H110ZM213 219H214V218H213ZM73 220H75V219H73ZM76 220H77V219H76ZM122 220H123V219H122ZM0 221H1V220H0ZM118 221H119V220H118ZM118 221L116 220V222H118ZM148 221H149V219L146 221V223H147ZM165 221H166V220H165ZM210 221H211V220H210ZM210 221H208L207 224H205V229H206L207 227H208L207 229H209L212 225L215 227V225L218 224V223L214 224L215 222H212V223H211ZM212 221H214V220H212ZM14 222H15V221H14ZM120 222H123V221H120ZM1 223H2V222H1ZM111 223H112V222H111ZM114 223H115V222H114ZM123 223L126 225L125 222H123ZM146 223H145V224H146ZM183 223H184V222H183ZM209 223L212 224V225L208 226ZM13 224H14V223H13ZM15 224H16V223H15ZM69 224H70V223H69ZM145 224H144V225H145ZM149 224H150V223H149ZM151 224H152V223H151ZM113 225H114V224H113ZM152 225H153V224H152ZM159 225H160V224H159ZM187 225H189V224H187ZM199 225H200V224H199ZM206 225H207V227H206ZM220 225H221V224H219L218 227L221 229ZM227 225H228V224H227ZM227 225H226V226H227ZM9 226H10V225H9ZM16 226H17V225H16ZM30 226H31V225H30ZM150 226H151V225H150ZM193 226H194V225H193ZM193 226L190 225L191 228H190L189 226H187V228L189 227L188 229L191 230V229L193 228ZM213 226H212V227H213ZM221 226H222V225H221ZM10 227H11V228H9V227L7 226V229H9V230L11 229V230H12V228L15 227V225L13 226V225L11 224ZM18 227H19V226H18ZM18 227H17V228H18ZM156 227H157V226H156ZM156 227H155V228L153 227V228H154L155 230H157ZM195 227H196V226H195ZM201 227H202V228L204 227V223H202V226H201ZM201 227H198V228L201 230V229H202ZM224 227H225V226H224ZM90 228H91V227H90ZM122 228H123V227H122ZM127 228H128V227H127ZM127 228H126V229H127ZM140 228H142V227H140ZM146 228H147V227H146ZM159 228H160V226H159ZM163 228H164V227H163ZM165 228H166V227H165ZM181 228H183V227H181ZM187 228H183V229H184V230H187ZM198 228H197L196 230L199 231ZM225 228H226V227H225ZM236 228H237V227H236ZM7 229H6V231H7ZM14 229H15V228H14ZM87 229H88V228H87ZM135 229H136V228H135ZM135 229H134V230H135ZM137 229H138V228H137ZM160 229H161V228H160ZM172 229H173V228H172ZM176 229H177V228H176ZM194 229H195V228H193V230H194ZM205 229H203L202 231H204ZM213 229H214V230H213ZM216 229H217V228H211V229H209V230H205V231L207 232V231H210V230H211V233H212V230H213V233H212V235H213V234L216 232V231H215ZM220 229H219V231H220ZM11 230H10V231H11ZM15 230H17V229H15ZM88 230H89V229H88ZM113 230H114V229H113ZM116 230H118V229H116ZM134 230H133V232L136 233V230H135V231H134ZM141 230H142V229H141ZM141 230H138V231H141ZM155 230H152V229H151L150 232H151V231L153 232V231H155ZM177 230H178V229H177ZM177 230H176V232H177ZM184 230H183V232H182L181 230H178L177 235L180 234L181 236H184V235L186 234V233H184ZM190 230H189V231H190ZM193 230H191V231H193ZM196 230H194V231H196ZM227 230H229V228H227ZM231 230H233V229H231ZM122 231H123V230H122ZM126 231H128V230H126ZM131 231H132V230H131ZM131 231H129V233H130ZM145 231H146V229H145ZM168 231H169V230H168ZM170 231H172V230H170ZM179 231H181V232H179ZM189 231H188V233H191V231H190V232H189ZM194 231H193V232H194ZM214 231H215V232H214ZM238 231H239V228H238ZM238 231H237V232H238ZM73 232H76V230L73 229ZM73 232H72V233H73ZM141 232H142V231H141ZM141 232H138V234L135 235V236H136V237H137V236H140L139 234H140ZM143 232H144V229H143ZM157 232H158V230H157ZM166 232H167V231H166ZM185 232H187V231H185ZM227 232H228V231H227ZM11 233H13V232L11 231ZM11 233L7 232V234H6V233L3 232V234H0V236H1V238H2V236H3V238H5L6 236L9 235L8 238H7V237L5 238V241L8 242V241H9V237H10V235H12ZM76 233H77V232H76ZM121 233H123V232H121ZM144 233L148 235L149 232H148V233L144 232ZM182 233H184V235H182ZM196 233H197V231H196ZM202 233H204V232H202ZM211 233H208V234H211ZM216 233H217V232H216ZM4 234H5V235H4ZM68 234H69V233H68ZM79 234H80V233H79ZM123 234H124V233H123ZM131 234H132V233H130V235H131ZM142 234H143V233H141V235H142ZM151 234H152V233H151ZM153 234H154V233H153ZM192 234L194 235L195 232L192 233ZM197 234H198V233H197ZM197 234H195V235H197ZM235 234H236V233H235ZM240 234L242 235V230H241ZM15 235H16V234H15ZM60 235L63 236L62 234H60ZM84 235H85V234H84ZM89 235L91 236L90 233H89ZM154 235H157V236H158L159 234L157 233V234H154ZM171 235H172V234H171ZM180 235H179V236H180ZM212 235H211V236H212ZM233 235H234V234L231 233V237H232ZM65 236H66V235H65ZM72 236H73V234H72L70 237H72ZM81 236H82V235H81ZM81 236H80V238H81ZM92 236H93V235H92ZM121 236H123V235L121 234ZM135 236H134V238H135V240H137V238H139V237L136 238ZM143 236H144V234L141 236L142 239H141V238H139V239H140V240H144V238H146V236H145V237H143ZM157 236H155V237L157 238ZM161 236H162V235H161ZM163 236H164V235H163ZM179 236H178V238H179ZM186 236H187V235H186ZM186 236H185V237H186ZM189 236H191V234H190ZM201 236H203V235L201 234ZM209 236H210V235H209ZM209 236H208V237H209ZM226 236H227V235H226ZM226 236H225V237H226ZM235 236H239V235L236 234ZM119 237H120V234H119ZM131 237H133V236H131ZM155 237H154V238H152V237L150 238V236H149L148 239H149V240H150V239H151V240L153 239V240L156 241L157 239H156ZM10 238H11V237H10ZM68 238H69V237H68ZM73 238H75V237H73ZM73 238H71V239H73ZM76 238H78V235L76 236ZM76 238H75V240H74V239H73V240L76 241V240H77ZM117 238H118V237H117ZM161 238H162V237H161ZM164 238H166V237H164ZM164 238H162V239H164ZM180 238H181V237H180ZM182 238H183V237H182ZM186 238H187V237H186ZM198 238H201V237L198 236ZM198 238L196 237V240H197ZM202 238H204V237H202ZM202 238H201V239H202ZM213 238H214V237H213ZM232 238L235 239L234 237H232ZM232 238H231V239H232ZM71 239H70V241H71ZM97 239H98V237H97ZM97 239H96V241H97ZM119 239L125 240V237H121V238H119ZM139 239H138V240H139ZM159 239H160V238H159V236H158V242H159ZM176 239H177V238H176ZM193 239H194V237H193ZM239 239H240V238H239ZM7 240H8V241H7ZM61 240H62V239H61ZM80 240H81V239H80ZM122 240H120V241H121L120 243H122ZM135 240H134V241H135ZM145 240H146V239H145ZM153 240H152L151 243H153ZM170 240H171V239H170ZM172 240H173V239H172ZM194 240H195V239H194ZM203 240H204V239H202V241H203ZM206 240H207V239H206ZM78 241H79V238H78ZM161 241H162V240H161ZM180 241H181V240H180ZM187 241H188V240H187ZM207 241H208V240H207ZM2 242H3V244H5V243H4V240H3V241L0 240V244H2ZM62 242H63V241H62ZM80 242H81V241H80ZM98 242H100V240H99ZM118 242H119V241H118ZM135 242H136V241H135ZM145 242H146V241H143V243H145ZM173 242H174V241H173ZM182 242H183V241H182ZM185 242H186V241H185ZM191 242H192V241H191ZM63 243H64V242H63ZM65 243H67V242H65ZM101 243H102V242H101ZM133 243H134V242H133ZM138 243H140V242H138ZM198 243H199V242H198ZM198 243H197V244H198ZM210 243H211V242H210ZM240 243H241V242H240ZM260 243H261V241H260ZM70 244H71V243H70ZM70 244H69V245H70ZM77 244H79V243H77ZM171 244H172V243H171ZM186 244H187V243H186ZM197 244H196V245H197ZM229 244H230V243H229ZM229 244H228V245H229ZM232 244H233V243H232ZM252 244H253V243H252ZM254 244H255V243H254ZM71 245H72V244H71ZM73 245H76V244H73ZM79 245H80V244H79ZM81 245H82V244H81ZM97 245H98V244H97ZM97 245H96V246H97ZM121 245H122V244H121ZM136 245H137V244H136ZM136 245H135V246H136ZM141 245L143 246V244H141ZM145 245H146V244H145ZM145 245H144V247H145ZM196 245H195V246H196ZM226 245H227V244H226ZM257 245H258V244H257ZM1 246H3V245H1ZM84 246H85V245H84ZM102 246H103V245H102ZM116 246H119V245H116ZM148 246H149V245H148ZM151 246H152V244H151ZM165 246H166V245H165ZM173 246H174V245H173ZM207 246H208V245H207ZM241 246H242V245H241ZM70 247H71V246H70ZM113 247H114V245H113ZM152 247H153V246H152ZM199 247H200V246H199ZM209 247H210V246H209ZM238 247H239V246H238ZM77 248H78V247H77ZM92 248H93V247H92ZM96 248H97V247H96ZM99 248H100V247H99ZM106 248H107V247H106ZM116 248H117V247H116ZM116 248H115V249H116ZM165 248H166V247H165ZM200 248H201V247H200ZM202 248H203V247H202ZM211 248L213 249V247H211ZM228 248H229V247H228ZM252 248H253V246H252ZM75 249H76V248H75ZM78 249H79V251H80V248H78ZM81 249H82V248H81ZM108 249H109V248H108ZM169 249H170V248H169ZM229 249H231V248H229ZM237 249H238V248H237ZM112 250H114V249H112ZM116 250H117V249H116ZM193 250H194V249H193ZM198 250H199V249H198ZM209 250H210V249H209ZM213 250H214V249H213ZM213 250H212V251H213ZM227 250H228V249H227ZM75 251H76V250H75ZM79 251H78V252H79ZM117 251H118V250H117ZM117 251L114 250L113 252L115 253V252H117ZM205 251H206V250H205ZM205 251H204V252H205ZM212 251H211V252H212ZM73 252H74V251H73ZM80 252H81V251H80ZM118 252H119V251H118ZM189 252H190V251H189ZM199 252H200V250H199ZM206 252H208V251H206ZM216 252H217V251H216ZM216 252H215V253H216ZM18 253H19V252H18ZM20 253H21V252H20ZM20 253H19V255L22 256L23 253H22V254H20ZM190 253H191V252H190ZM213 253H214V252H213ZM243 253H244V252H243ZM250 253H252V250H251ZM69 254H70V253H69ZM91 254H92V253H91ZM200 254H202V252L199 253V255H198L199 258H200ZM205 254H206V253H205ZM217 254H218V253H217ZM246 254H247V253H246ZM259 254L261 255V253H259ZM19 255H17V257H18ZM23 255H24V254H23ZM190 255H191V256H195V255H193L192 253H191ZM209 255H210V254H209ZM209 255H208V256H209ZM222 255H223V254H222ZM249 255H250V254H249ZM252 255H253V254H252ZM263 255H264V254H263ZM20 256H19V258H20ZM92 256H93V255H92ZM206 256H207V255H204L203 257L205 258ZM212 256L214 257V256H216V255H213V254H212ZM230 256H231V255H230ZM232 256H233V255H232ZM232 256H231V258H233V260H234V257H232ZM234 256H235V255H234ZM237 256H238V259H239V256H240V255H237ZM258 256H259V255H258ZM195 257H196V256H195ZM226 257H227V256H226ZM226 257H225V259H226ZM261 257H262V256H261ZM21 258H22V257H21ZM95 258H96V257L94 256L93 259H95ZM199 258H198V259H199ZM206 258H208V257H206ZM214 258H217V257H214ZM214 258H213V259H214ZM220 258H221V257H220ZM249 258H250V257H249ZM252 258H253V257H252ZM258 258H260V256H259ZM1 259H2V258H1ZM97 259H98V258H96V259L93 260V261L96 262V261H98ZM100 259H101V258H100ZM196 259H197V258H196ZM200 259H201V258H200ZM200 259L198 260V264H199V263L202 264L204 261L208 262L209 259H211V261H212V257H211V256L209 257L208 260L205 259V260H202V262H200ZM225 259H224V260H225ZM238 259H235V260H237V263H238V261H239ZM214 260H216V259H214ZM222 260H223V259H221L220 261L223 262V263H225V262L222 261ZM235 260H234V261H235ZM240 260H241V259H240ZM247 260H249V259H247ZM251 260H252V259H251ZM180 261H181V260H180ZM182 261H183V260H182ZM182 261H181V262H182ZM227 261H228V260H227ZM229 261H230V260H229ZM229 261H228V263H230ZM234 261H233L232 264H234ZM69 262H70V261H69ZM90 262H91V259H90ZM99 262H100V261H99ZM193 262H194V260L192 259V263H193ZM195 262H197V261L195 260ZM195 262H194V263H195ZM216 262H218L219 264H221V263L219 262V258H217V261H216ZM216 262H215V263H216ZM242 262H243V261H242ZM242 262H241V263H242ZM247 262H248V261H247ZM254 262H255V261H254ZM66 263H67V262H66ZM66 263H65V264H66ZM92 263H93V262H92ZM96 263H97V262H96ZM96 263H95V264H96ZM186 263H187V262H186ZM194 263H193V264H194ZM204 263H205V262H204ZM204 263H203V264H204ZM212 263H213V261H212ZM223 263H222V264H223ZM239 263H240V261H239ZM62 264H64V261H63ZM69 264H70V263H69ZM71 264H74V263L72 262ZM183 264H184V263H183ZM188 264H191V260H190V263L188 262ZM196 264H197V263H196ZM205 264H207V263H205ZM209 264H210V263H209ZM213 264H214V263H213ZM256 264H257V263H256Z\"/></svg>","mask_w":264,"mask_h":264}]
</instances>
